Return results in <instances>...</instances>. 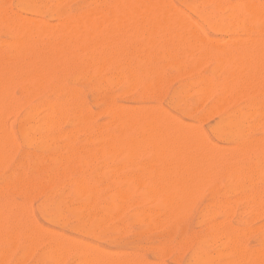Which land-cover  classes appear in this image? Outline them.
<instances>
[{
	"label": "rangeland",
	"instance_id": "obj_1",
	"mask_svg": "<svg viewBox=\"0 0 264 264\" xmlns=\"http://www.w3.org/2000/svg\"><path fill=\"white\" fill-rule=\"evenodd\" d=\"M18 1L19 0H15V3L13 4L14 0L12 2H11V0H0V44H1L0 45V76L2 75L0 78L2 79V77H3V79H4L3 73H5V72H6L5 76L10 75V77H12V78L9 77L10 80L9 79L6 80V77H5L6 83H5V80L4 81L3 80L0 81L1 89L4 88V90L10 84V86L8 87L10 89H6V90H9V91L7 92L5 90V92H4L5 95H7V97L5 95L3 96V94H2L3 90H1L0 93L2 95H0V96L4 97L5 100L8 97H10L9 99H11V100H7V102H5L3 100V98L1 99V97H0V99L3 102L6 103V105H4L5 103L2 104L1 103L2 101L0 100L1 101L0 102L1 105H3V107L2 106L1 107L4 109V112H3L4 119H3V116H1L2 108L0 107V110H1L0 111V116L2 117V119L1 118L0 119L2 120V122L6 123L5 125H3L2 123L0 125L5 126V128L7 126V128L10 131H8V129H6V130L8 131V133L11 132L9 135L12 136V137H10V139L12 138V140L10 141L11 143L7 142V144L11 145V146L8 145L9 150H11V151H8V149H6V147L4 148L6 150L3 149V150L0 151V157L3 158V160H2V158H0V162H1L0 163V168H1L0 169V216L2 215L0 217V221H1L0 222L1 223L0 224V232H1L0 233V254H1L0 255V264H15V263L16 264H72L73 262H74L73 264H84L85 257H87V256H90L92 258L95 257L92 262H90V263L88 262L89 264H105V263L106 264H110V263L111 264H184V263L185 264H188V263L195 264L197 262L194 260V256H195L194 253L195 254L203 253V254L211 257L212 261H213L212 264L213 263L214 264H219L220 262H223V263H220V264H258V262H259V264H264V252L262 253V251H260V250L264 251V231H263V229H264V225H263L264 224V196H263L264 195V176H263L264 175V172H263L264 171V169H263L264 165H263V162H262V164H259V165H263V167L262 166H260V167L256 166L258 164L257 163L258 159H259V163H261V161L264 160L263 158L260 159L261 158L260 155H262V157H264V151H263L264 150V141H263L264 140V114L262 113V115H260V117H259L260 120L257 117V116H259V114H261V112H264L263 111L264 109H262L264 107V81H263L264 77H262V74H261L262 68L264 70V67H262V66H264V62H261L262 57H264V55H263L264 54V51H263L264 47L261 46V47H263V50H261L262 52L260 51L259 54H254V55L250 54L249 55L250 57L253 56V58L251 59V61H253V63L256 62L255 60H253V59H255L254 56L255 55H259V56H257L256 59H257V61L259 60L260 62L258 61L259 68L257 70H256V68H253L254 72H251V77L254 80H256L255 81L256 82L255 86L257 87V90H255L256 87L254 85H252V84H250L248 86V89H247V87L242 86L243 90L245 88V92L243 91L244 94H246L247 90L252 88L253 92L252 91H250V92L253 93L254 95L253 94L250 95L247 92L248 93V95L246 94L247 98L244 97L245 95L242 93L241 87H240V89H239V87H237L236 90L239 89L241 91L242 95L239 92L237 94V91L235 90V88H234V90L232 88L230 90L228 88H224V87L221 86L224 83L223 82L224 79L227 80V81L230 80V79H227V77L229 78L230 71H234L232 68L235 67L236 64L234 63L235 64L234 66H233V64L230 66V64L233 63V61L229 60L231 63L225 65L226 63H228L227 61H224V59L226 58V55L224 56V54L220 53V51L218 53H220V55L224 57V58H222L224 62L221 59L223 64L220 65V67L222 66L223 68L222 67L221 68L218 67L219 64L216 65L217 61H215V60H218L219 57L214 60V58L216 57V56L214 57V55L217 54L216 52L219 49L220 45H224L222 48H225L226 47L225 45H229V44L232 45L233 43H229L228 44V41L231 40L232 42H235V40H240L241 39V38H239L240 35H241L240 37L243 36L245 38L251 36L250 39L248 38L249 40H251L253 35L256 37V35L260 36V34L262 33V35L264 36V29H263L264 22L261 21V22L258 23V21H251L249 19V22H251V23H249L248 20H245V19H247V18H245V17H247V15L242 13L240 18L243 19V17H244L243 20L246 21L245 22V26L248 27V28L245 29V31L243 29L244 27L242 29L238 28V30L235 31L234 33H226L225 31H220L217 27L214 26V23L224 22V21L229 20L232 17V14L236 11V9H237L236 7L238 6V3H239V5L242 3L241 1H243V2L252 1V2H249V3H256V4L260 5V6H261V3H262L261 7L263 9L264 8V0H254V2H253V0H246V1H244V0H238V1L237 0H230L231 4H233V5L230 4L229 0H220V3H221L222 6L221 5H217L216 2H213L211 0H205V1H202V0H195V1L194 0H177V1L176 0H169V1H171V4L173 3L172 5H174L175 7L176 6L178 7V8L176 7L177 11L179 9L180 11H182L181 13H184L183 16L185 14L187 15L186 17L190 19V20L186 19L188 25H189V22L193 20L194 23L197 25L198 29L201 28L200 30H202V31H198L197 29L196 30L199 33L201 32L202 36H203V34H202V32H203L204 33V37H205V35H206V37H208L210 39L213 37L211 39L212 41L214 40V38H216L214 41H218V42H214V43L212 42L214 46H215V43L219 44V46H216V48H218V49L214 48V49H216L215 53H214V49L212 48L213 45L210 44L211 41L209 43L208 42V38H206V37L204 38V37L200 36V34H199V37L195 38V39H197L196 41L194 39H192L191 37L190 38L192 40H194L195 43L198 42V38H203L205 40L207 39V41L204 40L206 42L205 44L207 46L202 42V39H199V41L201 40L200 42H202L204 44V47H206L207 49L203 47V44H200V46H198V44L200 42L198 44H196V45H193V46H192V44L187 45L188 43H190V42H188L189 40L192 41L189 38V36L188 37L187 36H182V37H185V38H184V40L181 38V42L183 40V43H182V45H180V41H178L179 43L177 42V39H179L181 37L179 35L177 36V38H175V35L170 37L169 35H164L163 34L164 35V37H163V36H161L162 35L161 32H158V33L157 32H153V33H155V35L154 34L152 35V33H151V36H152L151 37V36H147V34H145V32L142 33L143 31L141 29L139 30L140 27H138L136 25V23H135L136 27H134L131 30V32L130 31L127 32L126 29L130 30L132 28V25H130V24L125 25V26H128V27H126V29H125V26H123L122 27L123 29H122L121 28L122 25H121V26H119L120 29H121L120 30L121 32L120 31L118 33H115V32L114 33H112V32L110 33L109 32V33L104 34L103 36L94 34V35H88L89 38H87V36L82 38V40L85 41L86 43H88V45L91 44L90 46H95V47H89L90 49H88V48L84 49V47H82V45L77 43L80 46L78 48H80L82 50L81 51V50L77 49L78 45L76 46V42H73V43H71L69 45V47L66 45V50H67V52L69 51L68 53L66 52L65 49H63V51H59L58 52V53L61 52L60 54H58V53L54 54L50 58L51 61H49V62L51 63V66H53L54 68H55L54 65H56V68L54 69V72H53L52 76L48 79L49 81L44 83L45 86H43L41 88H38L39 90L42 89L41 91L38 90L40 93L36 90V88L34 86L35 85L34 82L28 77L30 68L32 67V65H34L33 64L34 63V54H35L34 50H35V48H37L36 46H37L38 40L36 39L37 37L35 38L34 35H32V37L29 39V42L32 43L33 50H28L27 47H26V44H21V45L19 44L20 42H18V41H21V39H23V38L25 39V37H23V35L21 36V32H19V29L17 30V28L19 27L18 26L19 19L23 18L22 21H24L25 20L24 18L26 17V19L29 21L27 23H30L31 22L30 20L35 22L36 17H37L38 19L40 18V20L42 19L41 21H44V20H45L44 22L48 21L50 24H48V23L47 24L51 25L50 26L51 29L54 28V30H55L56 28L54 27V25L56 27L59 26V25H56V24H59V23H57V19L59 21V18L57 16V13L54 11V8L57 7V6L58 7H62L63 9H65V11H66L67 15L70 17L71 21L75 17L76 14H78L80 16L88 15V11L90 9L91 10H90L89 13L93 12V15L91 14V16H94L95 19H97V18L99 19V18H101L99 12L100 13H104V11H107L111 7H109L110 5L108 6L109 0H70V1L69 0H60V1H58V0H41V1L37 0L38 3L44 4L43 5L44 7H43V9H42V11L40 13L39 12L36 13L33 10L29 11L30 9L29 10L27 8L25 9V7L22 5V2H21L22 0L20 2H18ZM164 1L168 2L166 0H164ZM232 1H233V3H232ZM234 1H236V4H234L235 3ZM257 1H258V3H257ZM185 2H186V4H185ZM225 2H226V4H225ZM19 3L22 6L18 7ZM45 3H46V5H45ZM58 3H60V4H58ZM227 3L229 5H231L232 9L229 8V5H227ZM87 4H89L92 7H90ZM189 4H192V6L189 5ZM224 4H225V6H224ZM13 5H15V6H13ZM172 5H170L168 7V8H170V10H172ZM234 5H235V7H233ZM186 6H189V7H186ZM219 6L221 8H217ZM94 8H95V10H93ZM104 8L106 10H104ZM20 9H22L23 11H21ZM45 9H48V11L45 12L46 11ZM230 9L232 10V12H231ZM233 9H235V11H233ZM11 10H14L16 13H18V15L21 14L24 17H20L18 19V17L20 15L19 16H15L16 13H14ZM26 10H27V12H26ZM220 10H221V12H220ZM96 11H98L99 16L96 15L97 14ZM174 11H176V10H174ZM229 11L231 12V15H230ZM95 12H96V14H95ZM179 12H178V14L181 15V13H179ZM174 13H176V12H174ZM209 14H211V15H209ZM226 14H228V16H230V17H228V18L224 17ZM78 15H76V16H78ZM72 16H73V18H72ZM27 17L29 19H30V17H34L35 20L34 19H30L29 20ZM203 17H204V19H203ZM22 23L23 24H27L26 22H22ZM52 24H53V27H52ZM195 24H190L191 28L192 27L195 28L194 26H192V25H195ZM248 24H249V26L251 24V27H250L251 29L249 28ZM258 24H260L262 26H260ZM28 25H30V24H28ZM33 25L34 24H32V26L31 25L30 26L33 28ZM133 26H134V24H133ZM259 27H260V30H258ZM14 28H16V29H14ZM256 28H258L257 29L258 31L256 30ZM54 30H51V33ZM193 30H195V29H193ZM246 30H247V32H246ZM2 31H4V33ZM15 31H18V33H16ZM132 31H134V32H132ZM136 31H138V32H136ZM47 32H48L47 35L43 34L40 37V39H39V41L43 45L46 44L45 47L47 45L53 43V40L57 39V36L54 33H52V35H51V37H52L51 39L52 40L48 39V41H47L46 39L50 38L49 31H47ZM238 33H239V35H238ZM15 34H16V36H15ZM53 34H54V36H53ZM111 34H113L114 37ZM106 35H109L112 38L108 37ZM123 35H124V37H123ZM138 35H140V36H138ZM145 35L147 37H145ZM231 35H233L234 37H236V35H237V38H239V39L233 38L234 40H232V36ZM154 36L157 38V40H156V38ZM227 36L228 37L230 36V38H231V39L229 38L228 41H227ZM254 36H253V40L255 39ZM19 37H20V39H18ZM96 37L97 38L99 37L101 39H97ZM102 37H103V39L105 37V40L110 45V47L108 46L107 43L105 44L106 41H103ZM158 37H159L160 40L158 39ZM161 37H163V38H161ZM172 37H174L173 38V40L175 39L174 41H171ZM218 37H220V39L222 40V41L220 40L221 42L219 41ZM222 37H223V39H222ZM243 37H242V39L246 40ZM13 38H14V40H13ZM34 38H35V40H34ZM110 38L112 39L111 41H109ZM115 38L117 39V41H116ZM168 38H170V39H168ZM224 38H226V39H224ZM15 39L18 40V41H16ZM130 39H132V41ZM151 39L154 41V42L152 41V43H151L152 44L151 45V75L143 77L142 80H139L136 83L135 82L131 83L130 82V78H129L128 75H127V81H126V77L125 78L118 77L117 68L119 67V65L122 64V66L124 65L125 67H129V65H132V63L135 62L134 61V59H135V52L134 51H135L136 47L137 48H139V47L142 48V46L147 44V42H145V40H148V41L150 40L149 42H151ZM248 39L246 41H248ZM87 40H89V42H91V43H89ZM93 40L97 42V43L95 42L94 45L92 44V42L94 43ZM258 40H264V39L262 37V39L258 38ZM3 41H8V43L7 42H3ZM14 41L18 42L17 45H16V43ZM22 41L25 42V41H27V39L22 40ZM100 41L104 42V43H100ZM184 41H186L188 43L186 44ZM194 41H192V43ZM9 42L15 44V46L13 45L14 49H12V51H10L11 49L9 47H11V45H10ZM165 42L168 43V44H166ZM251 42H253V41H251ZM254 42H256V39H255ZM259 42H261V41H259ZM112 43H115V44H112ZM156 43H158V44H156ZM5 44H7V45L9 44V45L7 46ZM97 44L99 45V47L101 45L100 49L98 48L99 51L97 49V47H98ZM121 44H123V45H121ZM173 44H174V49H173ZM175 44H176V48H175ZM209 44L211 45V49L213 51H208V52H213V54H214L213 55V59L211 61L209 60V59L212 58L211 53L208 55L209 58L207 59V53L208 52H206V51L205 52H203V51L200 52L201 48H202L201 50L210 49V45ZM113 45L114 46L116 45V46L114 47ZM178 45H179V47H178ZM208 45H209V47H208ZM20 46H22V47H20ZM102 46H106V47L108 46L107 47L108 50L105 49L106 47H102ZM119 46H124L125 50L120 51V50L116 49V47L118 48ZM127 46L130 48V50H129V48ZM130 46L132 47V49H131ZM183 46H187L189 49L191 48L190 49V53L194 50L193 48H195V50H194L193 53L190 54L189 51H187L189 49L186 48V47H183ZM189 46H192L193 48L189 47ZM182 47L186 48V50L182 49ZM70 48H71V50H70ZM91 48H93V49H91ZM170 48H172V49L170 50ZM196 48H197V50L199 49L197 51V54L199 55V57H198V55H196V52H195ZM228 48L229 47H226V49H228ZM19 49L21 50V52H20ZM72 49H74V50L72 51ZM64 50H65V52H64ZM88 50H90V51H88ZM100 50L103 51L104 53L101 52ZM161 51H162V53H160ZM89 52L90 53L92 52V53L86 55ZM105 52H106L107 55H104ZM128 52H129V54H128ZM187 52L190 54L189 56H188V54H186ZM221 52H223L222 49H221ZM7 53H9L10 55H8ZM74 53H76V54H74ZM163 53L164 54L166 53L167 56L164 55L166 58L163 56ZM194 53H195L196 56L194 55V58H192L191 55H193ZM199 53H201V54H199ZM203 53H206V55L203 54ZM225 53H227V51ZM95 55H97V56L99 55V56L97 57ZM118 55H119V57H118ZM203 55H205L204 60H206L208 63L206 61H205V64L200 62V61H203V59L201 58V57H204ZM210 55H211V57H210ZM260 55H261V57H260ZM61 56H63V58ZM88 56H89V58H88ZM109 56H110V58L108 59ZM186 56H187V58H186ZM73 57H75V58H73ZM167 57H168V59H167ZM172 57H174V58H172ZM27 58H30V59H27ZM200 58H201V60H200ZM230 58L231 57L229 55V59ZM52 59H53V61H52ZM97 59L104 60V63H105L104 65L105 66L103 65L102 66L103 68L101 67V70H99L96 73L94 71V69H93V66H94L93 65L94 64L93 61L97 60ZM219 60H220V58H219ZM262 60L264 61V59H262ZM24 61H25V64H24ZM69 61H72V62H69ZM196 61H199V62H197V64L194 66ZM106 62H108V63H106ZM214 62H215V67L217 66L216 67L217 69L214 68ZM58 63H60V64H58ZM71 65H72V67H71ZM170 65H171V67H170ZM212 65H213V67H212ZM210 66H211V68L216 69L217 72H216V70H214V72H213V70L210 71L209 70ZM237 66H238V69L236 68L234 73L231 74V75H234L236 71L240 72L241 68L239 67V65H237ZM12 67H14V69H9V68H12ZM15 67H16V70L18 71V73L16 72ZM65 67H67V68H65ZM225 67H226V69H225ZM5 68L7 70H5ZM21 68H23V69H21ZM68 68H69V71H68ZM173 68H175V69H173ZM1 69L3 71H1ZM141 69H143V68H141ZM180 69H181V71H180ZM8 70H9V73L7 72ZM13 70H14V72H13ZM178 70H179V74H177ZM188 70L190 72H188ZM226 70H227V72H226ZM255 70H256V72H255ZM263 70H262V73L264 75V71ZM140 71H142V70H140ZM251 71H252V69H251ZM25 72H27L28 74L25 73ZM258 72H259V74H258ZM7 73H8V75H7ZM21 73L23 75L26 74V76L25 75L23 76ZM58 73H60V74H58ZM203 73H205V74H203ZM252 73H253L254 76H252ZM111 74L112 75L115 74V75L111 76ZM215 74H217V75H215ZM225 74H227L228 76L227 75L225 76ZM257 74H258V76H257ZM72 75L73 76L76 75L74 79H73ZM204 75H206V77L208 79L210 78L212 82L214 81V83H213L214 87H215V85H217V87H215V89H214L215 91L211 90V88H214V87H210V88H208L209 89L208 90L207 88L205 89L206 86L204 85V89L205 90H207L208 92L209 91L212 92L211 96L210 95H204L202 93V91L204 92V90H202V88H200L201 86H199L200 82H202V81L205 82L207 80V78H205ZM236 75L238 76V74H236ZM236 75H234V76H236ZM13 76H14V78H13ZM80 76H82V77H80ZM90 76H91V78H90ZM108 76H111V77H108ZM255 76H257V77L254 78ZM24 77L26 79H24ZM112 77L116 78V80L118 82L113 78V80H115L116 83H112V82H114V81L111 80ZM196 77H197V81L199 79L198 82L196 81ZM221 77H226V78L222 79ZM21 78H22V80H21ZM72 80H74V81H72ZM216 80H218V82ZM261 80L263 82H261ZM182 81H185V82H182ZM251 81H252V79H251ZM2 82H4V85H8V86L5 87L4 85H2L3 84ZM153 82L155 83V85H154ZM203 82L200 84V85H202V87H203ZM221 82H222V84H221ZM122 83H124V84L127 83V85L126 84L124 85ZM131 84H133L132 87H130ZM120 85H122V86H120ZM195 85H198V86H195ZM257 85H259V87ZM128 86H129V88H128ZM27 87L29 89H27ZM97 88H99L100 90H98ZM216 88H218V89L216 90ZM121 89H125V90L122 91ZM139 89H140V91H139ZM227 89L229 91H231L234 95L237 94V97L234 96V98H233L234 100H232L233 94L231 96V93H229V91H227ZM28 90H30V92H28ZM34 90L37 91V92H35ZM199 90H202V91L199 92ZM221 90H222V92H219ZM169 91H170V93H169ZM194 91H196V92H194ZM257 91H260V92H257ZM208 92H207V94L210 93V92L209 93ZM218 92L220 94V97H222L220 100H224V101L226 100L224 103H226V104L228 103L227 105L225 104V106H223L224 103H223V101L219 100L220 97L218 96L219 95ZM32 93H34V94H32ZM225 93H227L228 96ZM95 94H97V95H95ZM31 95L33 97H30ZM89 96H91V97H89ZM15 97H16V99H15ZM164 97L167 100L163 99ZM168 97H169V99H168ZM180 97H182V98H180ZM228 97H230L231 99L228 98ZM56 98H63V99H65L66 103L64 104V107H63V113L55 118L54 124L52 125V127H51V129H50V131L48 133V137L52 138L54 140L52 142V145L50 147H48L47 149H43V150L37 149L38 147L35 145V143H36V139L39 136V134H38V132L34 131V126L36 125L35 121H37L36 122L37 124H38L39 120H41V119H42V121H40V122H42V123L44 122V119L41 118V117H43L44 114L46 113L45 112L46 108H45V106L43 107L42 105H43L44 101L45 102L46 101H53ZM170 98H171V100H170ZM216 98H217V100H216ZM17 99L19 101H17ZM23 99H25V100H23ZM177 99H178V101H177ZM237 99H239V100L237 101ZM91 100L93 101V103L91 102ZM252 100H253V103H251ZM175 101H177L176 104H175ZM259 101H260V103H258ZM220 102H221V106L219 105V107H218L220 109V111H219L218 108L216 109V106H218L217 104H220ZM254 102H256L255 104H257V105L262 104L261 106L259 105L260 106L259 110L261 109L260 111L258 110V106L254 104ZM248 103L249 104L251 103V104L249 105V108H246ZM125 104L126 105L128 104V105L126 106ZM131 104L134 107L131 108ZM40 105H41V107H40ZM157 105L159 107L161 105V107L164 110L160 109V108L159 109H155L154 106H156V108H157L158 107ZM251 105H252V107L253 106H255V107L257 106L256 108L253 107L254 108L253 110L257 109L260 113L257 112V111L254 112L252 110ZM33 106H34V109H33ZM152 106H153V108H152ZM27 107H29L28 110H27ZM35 107H38L37 110L35 109ZM191 107H193V108H191ZM224 107H226V108L224 109ZM44 108H45V110H44ZM232 108L234 109L235 113L232 111L233 110ZM242 108H243L244 112H246V113H247V109L252 110L251 112H253V114L255 113L254 116H253L252 113H250V116L248 117L247 114H245L243 112ZM142 109H144L143 112H142ZM145 109H146V111H145ZM229 109H231V110H229ZM32 110H36V111H32ZM139 110H141V112ZM157 110L158 111L161 110L162 114L163 113L165 114V112L167 111L166 114L164 115L165 118H166L168 113L170 115L172 114L171 116H174V118L176 116L177 119L175 118L176 120L175 119L174 120L177 121V123H175V121L173 119L172 120L170 119V115L167 116V117H169V118H167L168 121L170 119V122H168L165 118H162V114L160 112H158V114L161 115V117L159 115V121H161V122H159L158 121V116H155L156 113L154 115V111L157 112ZM210 110H212V112ZM250 110H248V112H250ZM26 111H28L27 112L28 114L26 113ZM29 111H31V112H29ZM43 111L45 112L44 114H43ZM129 112L130 113H134V115L131 118L127 119V121L130 122V123H128L126 120H120V119H118V118H116L114 116L115 113H129ZM147 112L151 113V120H152L151 123H153V124L155 123L156 125H161L160 123H162L161 127L158 126L159 129H161V128L163 129V125H164V131L167 129V131L169 132L168 128L172 129V127L174 125L175 126L178 125V122L184 121V123L187 122L188 125H190V123H191V125H195V128H193V130L194 129L196 130V127H197V131H198V129H200V131H201V128H202V131H203L202 133L203 134L199 133L200 131H198L197 133H199L201 136H205V138H207V141L210 140L211 143L218 145L217 148H220V147L222 148V151H221V148L218 149V151L219 150L221 151V154L217 153V151L215 152V150H212V148H215L216 145H215V147L212 146V148H211L212 153L215 152V153L211 154L213 157L214 156H216V157L219 156V155H216V153L220 154L222 156L223 159L221 158V156H219L221 158V161H220L221 164H220V162L213 163L215 160L219 161V159H220L219 157L217 159H213V157L211 156L212 159H210V157H209L210 153H209L208 157L204 156L205 158L203 156H201V154H199V157L201 156L202 159L204 158L206 160V159L209 158L212 161V162L211 161L209 162L210 164H207L208 166H205V168H207V169H205V168L204 169L208 170L210 174H211V172H212V174L213 173H215V174H213V175L211 174V176H212L211 177L210 174L208 173L207 176H209V177L206 178V180H205L204 178L206 177V175H202V171H200L201 172L200 176L202 175L201 176L202 177V182H204L205 184L204 183H199V185H201L202 187L197 184L198 186L197 185L196 186H197L198 189L195 188V190L192 187V185L195 186L194 183L190 184L191 186L188 185V187H186V188L188 190L190 188L191 192H189L190 190L189 191L187 190L188 192L184 195V197L182 196V197L177 198L179 200L176 199V202L179 201V203L180 202L181 203H180V205L178 203H176L177 206H176L175 210L177 209V207H179V208L182 207V208H181V210L177 209L174 213H172V216H171V214H169L171 217H169L168 214L164 215V212L162 213V209H161V211H158L160 209L159 204H158L159 200L158 199L155 200L154 196H153L154 198L152 199V197H149V196L146 197L147 195L145 196V194H143L142 196L145 197V199H144L141 196V193L143 192V191H141V190H143V188H141V187L135 188L136 191H139V189L141 188L140 191H139L141 193L136 194V195H135V193H133V195L131 194V196H129V198H127L129 200L131 199V197L133 198V200L131 199V202L133 201L131 205L130 204L128 205V201L125 199V202L127 201L126 202V206L128 205L127 207H125V204H124L125 202H123V201L119 202V205L117 204L118 206H116L115 203H117V202L114 203L113 199H111L112 197H110L111 196L110 192H113L112 190H114L119 185V183H120V185L122 184V186H125V182L123 183V181H120L119 178H121V180H123L125 177L126 178L129 177L127 175H132L133 172L135 174V170H138V171H136V173L141 172L142 167L144 165H146L143 162L144 159L146 160L145 163H148L150 161V159L152 161L153 156L151 155L152 158L150 157V154H152V152H151L152 150L148 151V152L146 150H143L141 155H140V153L138 154V151L140 152V149H139V150H137V156H138L139 159L137 158V156L134 153V158H135V156L137 158L136 161L134 159L132 160L133 157L130 158V155H128L129 159H131V160L127 159L128 161L125 160L124 162H122L123 161L122 159L124 157H127V155L125 156V152L123 150H120V151L115 150L116 153H118V154H116L115 151L111 152L109 150L108 152H110V154H108L107 152H105V150H107V147L103 146V141L102 140H104V138L107 139L109 134H110L109 136H111V137L113 135H117L116 133H119L120 130L123 131V132L121 131V134H120L122 138H125L126 136L135 137L137 135V132H138L137 130H139L140 126L143 125L141 122L144 119L140 115H142L143 113H147ZM225 112H227V113H225ZM230 112H232V114H238L239 116H241V115L242 116H244V115L247 116V117L244 116L242 120L240 119L241 121H240V127L239 128L241 130L239 129L238 133L240 134V136L238 135L237 138H236L237 135L234 137V135L232 136L231 134H229L227 132H224L225 130H221L219 132L217 131V133H216V129H213V128H216V126L219 123H221L223 118L226 117V115L229 114ZM152 113H153V116H152ZM207 113L209 115H207ZM212 113H214V114H212ZM243 113H244V115H243ZM37 114L39 116H36ZM40 114H42L43 116L42 115L40 116ZM256 114H258V115H256ZM22 115H23V117H22ZM26 115H30V117L28 116L29 119L27 117H25ZM198 115H199V117H198ZM255 115H256L257 118L255 117ZM242 116L240 118H242ZM17 118H19L20 122L18 121ZM110 118H112V119H110ZM171 118H173V117H171ZM62 119H63V123H61ZM155 119H157V120H155ZM160 119H162V120H160ZM163 119H164V121L166 120V122H168L169 125H171V121H174L173 126L172 125L170 127L166 126V128H165V123L162 122ZM178 119H179V121H178ZM129 120H131V121H129ZM15 121H17V122H15ZM27 121H28V123H27ZM72 121H73V123H72ZM246 121H247V123H246ZM29 122L31 123L32 127H29L30 126ZM242 122H244V123H242ZM257 122H259V123H257ZM168 123H166V124L168 125ZM187 123L184 124V125H187ZM249 123L251 125H249ZM18 124H19V126L21 124V127L19 128V131L16 132L15 131V129H16L15 127L17 126V128H18ZM215 124H216V126H215ZM257 124H259V125H257ZM14 125H15V127H14ZM22 125H26V126H22ZM156 125H154V126L156 128H158ZM184 125L180 123L179 124L180 128H179V126H177L178 133H180L179 131L180 130L182 131L184 129V127H186ZM191 125H190V127L189 126L186 127V130H187V128H189V130H190L191 129ZM182 126H184V127L182 128ZM251 126L253 127L252 129L250 128ZM260 126L261 127L263 126L262 127L263 129ZM24 129L28 131V134H26L27 131H25ZM135 129H137V130H135ZM162 129H161V131H163ZM244 129H246V131H245L246 133L244 132ZM16 130H18V129H16ZM112 130H113V133H112ZM175 130L173 131L174 133H175ZM20 131L23 132V133H21ZM2 132L4 133V131H2ZM183 132H185V131H182V133ZM192 132H194V131H192ZM98 133L100 135L99 137H98ZM104 133H105V137L102 135ZM187 133H188V131H187ZM66 134L67 135L70 134V135H68V136H70V138H68V136L65 137ZM92 134H93V136H92ZM214 134H217V135L214 136ZM9 135H8V137H9ZM53 135H54V137H53ZM180 135H181V133H180ZM85 136H87V137L85 138ZM197 136L199 138V135H197ZM197 136L196 137L192 136V137L193 138L195 137L196 140H197ZM253 136L256 137V138L254 139ZM27 137H29V138L32 137L33 139L32 138L29 139ZM102 137H103V139H102ZM6 138H7V136H6ZM94 138H97V141ZM108 138H110V137H108ZM247 138H249V139H247ZM252 138H253V140L260 139V141L256 140L257 143L259 142L258 143L259 145H258L257 148H255V146H257V145H255V146L253 145L254 146V148H253L252 147V143L250 144L249 141L256 143V141H253ZM98 139L101 140V141H98ZM202 139H203V137H201V141L204 140V139L203 140ZM85 140H87V142ZM188 141L190 142V140H188ZM207 141H204V142L206 143ZM242 141L244 143L245 142L246 143L244 144ZM97 142H98V144H97ZM101 142H102V144H100L101 147H98L99 143H101ZM235 142H237V144ZM247 142H249L248 145H247ZM190 143H192V142H190ZM197 143L194 144V145L197 146L198 145ZM202 144L204 145V143H202ZM230 144H232V145L235 144V145H234V147H231ZM201 145H200V147H201ZM225 145H226V149H225ZM244 145L247 146V147H245ZM13 146H14V148L11 149ZM222 146H224V147H222ZM237 146H239L238 148H240V146L242 148V146H243V150H245V151H246V148H247V154L244 153L242 151V149H241L242 153L246 154L244 156L248 155V150L251 147H252L251 150H253V151H251V152L249 151L250 155H248L247 157L241 156V154H240V155L235 156V159H233L234 156H232V159L229 158V159L226 160V158L231 157V154L234 151H235L234 152L235 155L237 154V151L239 153H241L240 149H238ZM195 147H193V148H195ZM200 147H198V148H200ZM206 147L207 146H205V149H206ZM217 148H215V149L217 150ZM35 149H37L38 152ZM94 149H97V150H94ZM109 149H111V148H109ZM223 149L227 151L226 154H228V153L229 154L231 153V154L230 155L228 154V156H227L225 154V151L223 152ZM229 149H230V151L231 150L232 151L230 152ZM254 149H255V151H254ZM19 150H20V152H19ZM111 150L113 151V149H111ZM201 150H203V148L200 149V151ZM211 150H210V152H211ZM2 151H3L4 154L2 153ZM145 151L147 152L146 155H145V153H143ZM200 151H199V153H200ZM194 152H195V150H194ZM205 152H208V150L207 151L205 150ZM259 152H260V155H258ZM90 153H93V154H90ZM96 153L98 154L99 158H98ZM114 153L117 156H114L115 158L113 160V157H111V156H113L112 154H114ZM197 153H196V155L198 156ZM201 153H203V152H201ZM222 153L224 155H222ZM204 154L205 153H203L202 155H204ZM234 154H232V155H234ZM90 155H91V159H90ZM55 156H57V157H55ZM118 156H120V157H118ZM131 156H133V155L131 154ZM223 156H227V157L224 158ZM257 156L260 157V158H258L257 160L254 159L255 157L257 158ZM92 157H93V159H92ZM236 157L237 158L240 157L239 158L240 160L238 161V159H236ZM241 157L244 160H241ZM56 158H57V160H56ZM54 159H55V161H54ZM140 159H141L142 162L140 161ZM147 159H148V162H147ZM204 159L202 161L199 160V159H197V160H199V162L201 161V164L203 165L202 162L205 161ZM245 159L248 160V161H246ZM107 160H109V161H107ZM188 160H190V159H188ZM222 160H224V161H222ZM79 161H81V163L84 164V165H81V163H79ZM131 161H133V162H131ZM217 161H215V162H217ZM240 161H243V162H240ZM251 161H252V163H251ZM101 162L103 163V166H102ZM130 162H131V164H130ZM138 162H139V165L141 163L140 166L138 165ZM197 162L195 163V166L197 165ZM199 162H198V165L200 164ZM223 162L225 164H222ZM245 162L248 163V164L249 163L253 164V166L251 167V165L249 166V165L246 164L247 166H249V167H247L248 168L247 169V168L244 167L245 166ZM120 163H122V164L124 163L123 165H121L123 167H121L120 165L118 166V164H120ZM128 163L132 167L130 165L128 166ZM115 164H116V168L114 167V169H113V167H111V165L115 166ZM132 164H134V165H132ZM189 164H190V162H189ZM215 164H217V165H215ZM218 164L220 166H222L223 168L220 167ZM191 165L194 166L193 163L190 164V166ZM198 165L196 167L200 168V165L199 166ZM209 165H211L210 168H209ZM230 165L234 169H231ZM48 166L49 167L51 166L52 168L51 167L49 168ZM81 166H82V169H81ZM99 166L101 168H99ZM133 166H135V167L133 168ZM193 166L192 167L187 166V168H186L187 170L186 169L185 170L188 171V167L190 169H192ZM238 166H239L240 169H238ZM254 166L256 168L258 167V169L256 170L254 168ZM108 167H109L110 171H111V169L113 171L109 172V169H106ZM138 167H140L141 170ZM196 167H194V168H196ZM219 167L222 168L224 172H222V169L220 170ZM241 167H244L245 169H247V173H246V171H244L245 169L244 168L242 169ZM250 167L252 168L253 172H254V170H256V172L253 173L252 171H249V170H251ZM194 168H193V170H195ZM227 168L229 169V171L225 170ZM104 169H106V170L104 171ZM116 169H118V170L120 169V170L119 171L117 170L118 171L117 172ZM200 169H203V168H200ZM210 169H212V171H210ZM213 169H215V172H214ZM218 169H219L220 173H223V175L220 174V176H219ZM237 169L241 170V171H239V173H237L238 172ZM114 170H115V172H114ZM128 170H130L131 173ZM230 170H232V171H230ZM190 171L192 172V170H190ZM196 171H197V169H196ZM233 171H234L235 175H236V173L240 175V172H242L243 175L241 174V176H243L244 178L240 177V176L237 177V175H236V178H235L234 177L235 175L234 176L230 175V174L233 173ZM124 172L125 173L128 172V173H126L127 175L126 174L124 175ZM191 172H190V176H191ZM200 172H198V173H200ZM203 172H205V171H203ZM230 172H232V173H230ZM249 172L251 173V175H250ZM262 172H263V174H262ZM194 173H196V172L193 171V174ZM198 173H197V175H198ZM255 173H257V175ZM91 174H93V177H92ZM204 174H206V173H204ZM112 175H116V176L119 175V177L115 178V176L112 177ZM200 176H199V178H200ZM232 176H233V178L236 179V181L233 178H232L233 180L229 179V177H232ZM110 177H111V179H110ZM194 177H195V175H194ZM245 177L248 178V180ZM261 177H263V179ZM44 178H46V179L44 180ZM191 178H193V175H192ZM259 179H262V180H259ZM188 180H189V178H188ZM194 180H197V179L194 178ZM200 180H201V178H200ZM209 180H211V181H209ZM197 181L199 182V180H197ZM81 182L82 183L83 182L86 183L87 187L82 185ZM192 182H193V180H192ZM194 182L196 183V181H194ZM229 182H231V183L228 184ZM187 183L189 184V183H191V181H189ZM187 183H185V185H187ZM74 184L76 186H74ZM77 184H78V189H80V190L77 189ZM128 185H131L129 181L126 182V186H128ZM227 186H229L230 189H227ZM55 187H57V189ZM73 187H75V188H73ZM244 187H245V189H244ZM87 188H89L94 193L93 196H91V197L87 196V194H86ZM191 188L193 189V192H192ZM211 188H212V190H211ZM214 188H216V189H214ZM75 189H77V191ZM196 189H197V192H196ZM213 189H214V192H213ZM50 190H51V192H50ZM216 190H217V192H216ZM229 190H230V192H229ZM258 190L259 191L261 190L263 193L261 191L259 192ZM72 191H73L74 194L72 193ZM79 192H81L82 195ZM61 193H63V194H61ZM217 193H219V194H217ZM252 193H253V195H252ZM255 193H256V195H255ZM259 193H260V195H259ZM188 194H190V195H188ZM211 194H213V195H211ZM134 196H136V197H134ZM191 196L193 198H191ZM206 196H207V198H206ZM248 196H249V199H248ZM259 196L260 197L263 196L262 199ZM137 197L138 198L140 197V198L138 199ZM245 197H247V198H245ZM39 198H40V201H39ZM136 198L138 200H140L141 203L143 202L142 200H144V202H143L144 204L143 203L141 204L140 201H136V200L134 201V199H136ZM251 198H252V200H251ZM146 199L147 200L149 199L150 203H148ZM151 199H152V201H151ZM246 199H247V201L248 200L250 201V204H249V201L248 202L247 201H245V202L243 201V200H246ZM183 200H184V202H183ZM203 200H204V202H203ZM186 201H188V202L186 203ZM138 202H139V204H138ZM254 202L257 205H255ZM120 203L121 204L123 203L124 206L121 207ZM129 203H130V201H129ZM152 203H154V204H152ZM20 204L22 206L24 205L25 207L24 206L21 207L23 209L18 208V207L21 206ZM105 204L106 205H110V208L108 206L105 209L104 208ZM157 204H158V206H157ZM74 205H76V208H75ZM79 206H80V208H79ZM115 206H116V208H115ZM142 206H143V208H142ZM220 206H222V207H220ZM144 207H147V209L144 208ZM148 207H149V210H148ZM154 207H156V209L157 208L158 209L156 210ZM223 207H224V209H223ZM118 208H120V209L118 210ZM143 209H145V210H143ZM150 209L152 211L154 209L157 211V212L154 211V212H156L155 215H154V212H152L153 214L151 213L153 215L152 218H151V215H150V212H151ZM106 210H107V212H105ZM139 210L144 212L143 213V217L145 216V213H146V210H147V213L149 212L148 214H149L151 219H149V216H147L148 218L145 217L143 219L142 213L139 214ZM198 210H199V212H198ZM222 210H224V211L222 212ZM229 210L232 211V212H229ZM1 211H3V212L1 213ZM46 211H47V213H46ZM79 211H82V214ZM135 211H136V213H135ZM210 211H211V213H210ZM58 212H60V213H58ZM74 212H76V213H74ZM197 212L199 214H196ZM159 213H161V214H159ZM75 214H78V215H75ZM130 214H131V216H130ZM224 214H226V215H224ZM55 215H57V216L60 215V216H58L60 218H58L57 216L55 217ZM103 215H104V217H103ZM134 215H136V217ZM140 215L142 217L141 220H140V218H141ZM161 215H163V216H161ZM208 215H210V216H208ZM154 216H155V219H157V217H158V219H157L158 221L155 220V224H153V222H154L153 221V217ZM164 216H165V218H163ZM74 217H76V218H74ZM86 217H88V218L86 219ZM160 218H162V219L159 221ZM163 219H164V222L162 221ZM172 219H174V220H172ZM58 220H60V221H58ZM83 220H84V222H83ZM142 220H144V221L142 222ZM8 221H9V223H8ZM50 221H52V222H50ZM148 221H150V222L152 221V224L150 222L147 223ZM156 221H157V224H156ZM213 221H214V223H213ZM74 222H76V223L73 224ZM145 222H146V225H145ZM58 224H60V225H58ZM99 224H101V225H99ZM147 224H148V226H147ZM214 224H216V225L214 226ZM155 225H156V227H155ZM169 225H171V227ZM203 225H206V227L205 226L203 227ZM225 225H226V227H225ZM92 226H95L94 227L95 229ZM149 226H150L151 229H149ZM153 227H155V228H153ZM215 227H216V229H215ZM240 227H241V230H240ZM86 228H87V230L89 228V231H85ZM232 228H234V230ZM226 229L229 230V231H226ZM242 229H243L244 232H245V230H248V234H247V232L243 233ZM23 230L25 231V233H23L24 232ZM53 230H55V231H53ZM100 230H101V232H100ZM118 230H119V232H118ZM237 230H239V231H237ZM218 231L220 232L221 236H219L220 234H218L219 233ZM26 232H27V234H26ZM209 232L211 234V237H210ZM213 232H214V234H213ZM227 232H228V234H229V232L231 233L230 237L228 236ZM58 233H60V234H58ZM207 233L209 234L210 238L207 237L208 236ZM215 234H216V236H215ZM224 234H227L226 240L224 239L225 236H226ZM243 234L245 235V237L243 236ZM7 235H9V236H7ZM68 235H69V238H68ZM109 235H111V236H109ZM168 235H169V237H168ZM213 235H214V237H213ZM6 236L8 238H6ZM58 236H60V237H58ZM1 237H2V239H1ZM218 237H219V240L218 239L213 240V238L215 239V238H218ZM231 237L232 238L234 237V238L230 239ZM238 237H239V240H238ZM177 238L179 239V241L177 240ZM227 238H229V239H227ZM244 238H245V240H244ZM258 238H260V239H258ZM6 239H7V241H6ZM58 239H60V240H58ZM193 239H194V241H193ZM210 239H211V241H210ZM1 240H3V241H1ZM228 240L230 242L232 241L231 244H230V242ZM83 241L85 243L82 244ZM220 241H221V243H220ZM8 242L9 243L11 242V245ZM58 242H60V243H58ZM200 242H201L202 245L201 244L199 245ZM204 242L205 243L207 242V245L206 244L204 245ZM209 242H211V243L209 244ZM212 242H213V244H212ZM217 242H218V244H217ZM226 242H229V244L226 243ZM56 243H57V247H56ZM69 243L71 244V246H72V244H74V245L71 247V246H69L70 245ZM232 243H233V245H232ZM260 243H261V245H260ZM84 244H85V246H84ZM87 244L88 245L91 244L89 246V249H88V245ZM211 244L213 246H211ZM224 244L227 245V247ZM54 245H55L56 249H55ZM75 245L76 246L79 245L78 246L79 249L81 247H83V248H81L82 250L78 249L80 251V253L78 252L77 249H75L76 247L74 248ZM208 245H210V246H208ZM24 246H26V247H24ZM193 246H195V247H193ZM230 246H231V250L233 249V251L229 250ZM64 247H65V249H64ZM90 247H92V248L90 249ZM93 247H95V248H93ZM163 247H164L165 250L163 249ZM224 247H226V251L227 252L229 251L230 254L226 253ZM51 248H53V249L51 250ZM71 248L73 249V251H72ZM177 248H179V249H177ZM234 248H235V251H234ZM238 248H239V250H238ZM57 249L58 250L62 249V250L58 251ZM97 249H100V250L98 251ZM102 249H104V252H103ZM56 250L58 251V253H56L57 252ZM63 250L66 253L65 254L63 252L64 253L63 254L64 258H62L61 254H60V253H62ZM76 250H77V252H76ZM107 250L108 251L110 250V251L108 252ZM251 250H252V252H256L257 251L256 254L258 253L257 254L258 256L257 255L256 256L258 258L260 257L261 260H259L260 258L256 259V256H254L255 253L252 255L251 254L252 252H250ZM54 251H55L56 255L54 253L53 254L55 256L53 254H50V253H52ZM82 251H84V253H81ZM22 252H25L26 254H24ZM43 252L44 253L47 252V253L44 255ZM164 252H166V254ZM191 252H192V254H191ZM214 252H215V258L213 257L214 256ZM234 252H235V254H234ZM249 252H250V255H249ZM18 253H19V255H18ZM94 253L98 254L97 257L95 256ZM107 253L109 255H107ZM224 253H226V254H224ZM47 254H48V256H46ZM49 254H50V257H49ZM91 254H92V256H91ZM105 254H106V256H105ZM244 254H245V259H241L242 255L244 257ZM246 254H248V255H246ZM17 255H18V257H17ZM23 255H25V257ZM57 255L61 256V258L58 257ZM44 256L47 257V258H44ZM108 256H110V257H108ZM235 256H237V257H235ZM250 256H252V257H250ZM55 257L60 259V260L56 259ZM99 257H101V258H99ZM102 257H103V259H102ZM191 257L193 258V261H192ZM22 258H23V260H22ZM227 258H229V259H227ZM252 258L256 259V261L253 260ZM1 259H2V261H1ZM79 260L82 263H80ZM51 261L52 262L54 261L55 263H52ZM98 261H100V262H98ZM185 261H187V262H185ZM251 261L252 262L255 261V262L252 263ZM199 264H201V263H199Z\"/></svg>",
	"mask_w": 264,
	"mask_h": 264
},
{
	"label": "bare ground",
	"instance_id": "obj_2",
	"mask_svg": "<svg viewBox=\"0 0 264 264\" xmlns=\"http://www.w3.org/2000/svg\"><path fill=\"white\" fill-rule=\"evenodd\" d=\"M13 0H11V2H12ZM21 0H19L18 2H20ZM39 1H41V0H39ZM58 1H60V0H58ZM70 1V0H69ZM166 1H168V2H165L164 0H109V4H108V6L109 7H111V8H109L107 11H104V13H100L99 12V14H100V16H101V18H97V19H95V17L94 16H91V14L93 15V12L92 13H89L90 12V10L88 11V15H82V16H80V15H78V14H76V15H78V16H76L75 15V17L73 18V16H72V21L70 20V17L67 15V13H66V11H65V9H63L62 7H55L54 8V11L57 13V16H58V18H59V21H58V19H57V23H59V24H56V25H59V26H55L54 25V27L56 28L55 30H54V28L53 29H51V25H48V24H50L48 21L47 22H44V21H41L40 20V18L38 19L37 17H36V20L34 19V17H30V19H34L35 20V22L34 21H32V20H30L28 17V19L31 21L30 23H27V22H29L27 19H26V17L24 18L25 20L24 21H22L23 20V18H21V19H19L20 17H24V16H22L21 14H19L18 15V13H16L14 10H11V11H13L14 13H16L15 14V16H19L18 17V19H19V23H18V28H17V30L19 29V32H21V36L23 35V37H25V39H27V41H25V42H23L22 40H25L24 38L23 39H21V41H18V40H16V41H18V42H20L19 44L21 45V44H26V47H27V49L28 50H33V47H32V43H30L29 42V39L32 37V35H34L35 36V38L38 40V42H37V48H35V50H34V52H35V54H34V65H32V67L30 68V71H29V75H28V77L34 82V86H35V88H36V90L38 91L39 89L38 88H41V87H43V86H45V82H47V81H49L48 79L52 76V74H53V72H54V69L56 68V65H54L55 66V68L53 67V66H51V63L49 62V61H51L50 60V58L54 55V54H56V53H58L59 51H63V49H65L66 50V45L69 47V45L71 44V43H73V42H76V46L78 45V44H80V45H82V47H84V49L85 48H88V49H90L89 47H95V46H90V45H88V43H86L85 41H83L82 40V38L83 37H85V36H87V38H89V36L88 35H104V34H106V33H118L121 29H120V27L119 26H121V28L123 27V26H125V25H128V24H130V25H132V28L130 29V30H127L126 29V27H128V26H125V29H126V31L127 32H131V30L134 28V27H136L135 26V23H136V25L138 26V27H140L139 28V30L141 29L143 32L142 33H144L145 32V34H147V36H151V33H152V35L154 34L155 35V33H153V32H161L162 33V35L161 36H163L164 37V35H169L170 37L171 36H173V35H175V38H177V36L179 35V36H181L179 39H177V42L178 41H180V45H182V43H183V40H184V38L185 37H182V36H189V38L191 37L192 39H194L195 41L197 40V39H195V38H197V37H199V34H200V36H202L201 35V32L199 33L198 31H202V30H200L201 28H199L198 29V27H197V25L194 23V21L192 20V21H188L189 22V25L190 24H195V25H192V26H194L195 28H193V29H197L196 31L195 30H193L192 28H191V25L189 26L188 24H187V20L186 19H188V20H190L189 18H187L186 16V14L183 16V14L184 13H181L182 11H180L179 9H178V11H177V9H176V7L174 6V5H172L171 4V1H169V0H166ZM177 1V0H176ZM195 1V0H194ZM202 1H205V0H202ZM211 1H213V2H216V4L217 5H221V3H220V0H211ZM230 1V0H229ZM228 1V2H229ZM238 1V0H237ZM244 1H246V0H244ZM22 2V5L25 7V9L27 8L29 11H31V10H33V11H35L36 13H40L41 11H42V9H43V5L44 4H40V3H38L37 2V0H22L21 1ZM88 2V1H87ZM189 2V1H188ZM235 3L234 4H236V1H234ZM240 2V1H239ZM242 3L239 5V3H238V6L236 7L237 9H236V11H235V9H233V11H235L233 14H232V17L229 19V20H227V21H224V22H217V23H214V26L215 27H217L220 31H225L226 33H234L235 31H237L238 30V28H240V29H242L243 27V29H244V31H245V29H247L248 27H246L245 26V22L246 21H244L243 19H244V17H243V19L242 18H240L241 17V14L243 13V14H246L247 15V17H245V18H247V19H245V20H248V22H249V19L251 20V21H258V23L259 22H261V21H263L264 22V8L262 9V3H261V6L260 5H258V4H256V3H249V2H252V1H247V2H243V1H241ZM253 2H254V0H253ZM2 3V2H1ZM15 3V0H14V2H13V4ZM53 3V2H52ZM195 3V2H194ZM198 3V2H197ZM204 3V2H203ZM202 3V4H203ZM232 3H233V1H232ZM257 3H258V1H257ZM58 4H60V3H58ZM105 4V3H104ZM167 4V5H166ZM185 4H186V2H185ZM199 4V3H198ZM214 4V3H213ZM215 4V5H216ZM225 4H226V2H225ZM225 4H224V6H225ZM230 4H231V1H230ZM260 4V3H259ZM22 5H20V3H19V5H18V7H20V6H22ZM45 5H46V3H45ZM64 5V4H63ZM87 5H89V4H87ZM170 5H172V10H170V8H168ZM182 5V4H181ZM189 5H191L192 6V4H189ZM200 5V4H199ZM204 5V4H203ZM216 5V6H217ZM227 5H229L228 3H227ZM231 5H233V4H231ZM231 5H229V8H231L232 9V7H231ZM13 6H15V5H13ZM17 6V5H16ZM66 6V5H65ZM78 6V5H77ZM90 6V5H89ZM105 6V5H104ZM174 6V7H173ZM184 6V5H183ZM222 6V5H221ZM90 7H92V6H90ZM186 7H189V6H186ZM233 7H235V5L233 6ZM10 8V7H9ZM52 8V7H51ZM66 8V7H65ZM79 8V7H78ZM97 8V7H96ZM175 8V9H174ZM178 8V7H177ZM217 8H221L220 6L219 7H217ZM24 9V10H25ZM70 9V8H69ZM68 9V10H69ZM72 9V8H71ZM75 9V8H74ZM80 9V8H79ZM176 10V11H174V10ZM223 9V8H222ZM230 9V10H231ZM21 11H23L22 9H20ZM46 11L45 12H47L48 11V9H45ZM51 10V9H50ZM67 10V11H68ZM83 10V9H82ZM93 10H95V8L93 9ZM102 10V9H101ZM104 10H106L105 8H104ZM218 10V9H217ZM5 11V10H4ZM10 11V12H11ZM172 11V12H171ZM180 11V12H179ZM204 11V10H203ZM26 12H27V10H26ZM34 12V13H35ZM50 12V11H49ZM53 12V11H52ZM86 12V11H85ZM96 12H97V14H96ZM95 12V14L97 15V16H99V14H98V11H96ZM174 12H176V13H174ZM178 12L179 13H181V15H179L178 14ZM218 12V11H217ZM220 12H221V10H220ZM230 12V11H229ZM231 12H232V10H231ZM231 12H230V15H231ZM13 13V14H14ZM74 13V12H73ZM173 13V14H172ZM83 14V13H82ZM86 14V13H85ZM172 14V15H171ZM193 14V13H192ZM207 14V13H206ZM2 15V14H1ZM175 15V16H174ZM209 15H211V14H209ZM227 15V16H226ZM224 17H230V16H228V14H226ZM52 16V15H51ZM55 16V15H54ZM53 16V17H54ZM219 16V15H218ZM50 17V16H49ZM48 17V18H49ZM218 18V17H217ZM203 19H204V17H203ZM14 20V19H13ZM27 20V21H26ZM216 21V20H215ZM223 21V20H222ZM22 22H26L27 24H23ZM34 24L33 25V28L31 27L32 26V24ZM48 23V24H47ZM249 23H251V22H249ZM253 23V22H252ZM14 24V23H13ZM28 24H30V25H28ZM133 24H134V26H133ZM212 24V23H211ZM257 24V23H256ZM261 24V23H260ZM260 24H258V25H260ZM6 25V24H5ZM111 25V26H110ZM129 25V26H130ZM7 26V25H6ZM13 26V25H12ZM248 26H249V24H248ZM253 26V25H252ZM260 26H262V25H260ZM52 27H53V24H52ZM131 27V26H130ZM137 27V28H138ZM251 27V24H250V26H249V28ZM14 29H16V28H14ZM123 29V28H122ZM251 29V28H250ZM258 28H256V30H257ZM263 29H264V27H263ZM51 30H54V31H52V33H54L56 36H57V39L56 40H53V43H51V44H49V45H47L46 47H45V45H43L40 41H39V39H40V37L43 35V34H45V35H47V31H49V34H50V38H47L46 40L48 41V39L50 40L52 37H51V35H52V33H51ZM137 30V29H136ZM258 30H260V27H259V29ZM257 30V31H258ZM5 31V30H4ZM4 31H2L3 33H4ZM125 31V30H124ZM135 31V30H134ZM134 31H132V32H134ZM243 31V30H242ZM16 33H18V31H15ZM45 32V33H44ZM121 32V31H120ZM136 32H138V31H136ZM246 32H247V30H246ZM156 33V34H157ZM244 33V32H243ZM20 34V33H19ZM54 34H53V36H54ZM124 34V33H123ZM164 34V35H163ZM202 34H203V36L202 37H204V33L202 32ZM247 34V33H246ZM110 35V34H109ZM109 35H106V36H108V37H111V36H109ZM111 35H113V34H111ZM130 35V34H129ZM141 35V34H140ZM140 35H138V36H140ZM160 35V34H159ZM238 35H239V33H238ZM248 35V34H247ZM262 33L260 34V36L258 35H256V37L254 36V38L256 39V42H254L255 41V39L253 40V36H252V38H251V40H249L250 39V37L251 36H249V37H243L244 39H248V41H246V40H243L242 39V37H240L239 36V38H241L240 40H235V42H232L231 40V42L230 41H228L229 40V38H230V36L228 37L227 36V41H228V44L229 43H233L232 45L231 44H229V45H225L226 47H229L228 49H226V47L225 48H222L224 45H220L219 46V44H217V43H215V46L213 45V43L214 42H218V41H214L216 38H214V40L212 41L211 39L213 38H208V37H206V35H205V37L206 38H208V42L210 43V41H211V45H213L212 46V48L214 49V48H216V46H219V49L218 48H216V49H218L217 50V54H213V52H208V51H213L212 49H211V45H210V49H208V50H206L207 48L206 47H204V44L206 43L205 41H207V39L205 40V39H203V38H198V42L197 43H195V41L194 40H192L191 38V40L192 41H194L193 43H192V41H190L189 39V41L188 42H190V43H188V42H186V41H184L187 45H190V44H192V46L193 45H196V44H198L200 41H199V39H202V42L204 43H202V42H200L199 44H198V46H200V44H203V47L204 48H206V49H204V50H201L200 49V52H208L207 53V59L209 58L208 57V55L211 53V55H212V58L211 59H209L210 61L213 59V55H214V60L215 59H217L218 57L220 58V60H219V58H218V60H215V61H217L216 62V65L217 64H219V66L218 67H220V65L221 64H223V62L224 61H227L228 63H226L225 65H227V64H230L231 62L230 61H233V63H231L230 64V66L233 64V66L236 64V66L235 67H233L232 69L235 71L236 70V68L238 69V66L237 65H239V67L241 68V70H240V72H238V71H236L235 72V74L234 75H236V74H238V76L236 75V76H234V75H231V74H233L234 73V71H230V73H229V78L227 77V79H230V80H225L224 78H226V77H221L222 79H224L223 80V84H222V82H221V86L222 87H224V88H228V89H230L231 90V88L234 90V88H235V90H236V88L237 87H239V89H240V87H241V89H242V86H244V87H247V89H248V86L250 85V84H252V85H254L255 86V84H256V80H254L252 77H251V72H254V70H253V68H256V70L259 68V66H258V61H257V56H259V55H255L254 57H255V59H253V60H255L256 62L255 63H253V61H251V59L253 58V56L252 57H250L249 55L250 54H259V52L261 51V50H263V47H264V40H258V38L259 39H262V37H263V39H264V36L262 35ZM15 36H16V34H15ZM20 36V37H21ZM119 36V35H118ZM128 36V35H127ZM144 36V35H143ZM146 35H145V37H147ZM232 36V40H234L233 38H237V35H236V37H234L233 35H231ZM20 37L18 38V39H20ZM113 37H114V35H113ZM123 37H124V35H123ZM122 37V38H123ZM137 37V36H136ZM152 37V36H151ZM155 37V36H154ZM163 37H161V38H163ZM166 37V36H165ZM204 37V38H205ZM226 37V36H225ZM258 37V38H257ZM261 37V38H260ZM15 38V37H14ZM14 38H13V40H14ZM22 38V37H21ZM35 38H34V40H35ZM45 38V37H44ZM55 38V37H54ZM97 38V37H96ZM107 38V37H106ZM112 38V37H111ZM110 38V40L109 41H111L112 39ZM119 38V37H118ZM156 38V37H155ZM173 38L174 37H172L171 38V41H174L173 40ZM181 38L183 39L182 40V42H181ZM239 38H237V39H239ZM79 39V40H78ZM97 39H101V38H97ZM96 39V40H97ZM116 39V38H115ZM121 39V38H120ZM149 39V38H148ZM158 39H159V37H158ZM165 39V38H164ZM168 39H170V38H168ZM218 39H219V41L221 40L220 39V37H218ZM222 39H223V37H222ZM224 39H226V38H224ZM231 39V38H230ZM45 40V39H44ZM43 40V41H44ZM52 40V39H51ZM102 40L103 41H106L105 40V37H104V39H103V37H102ZM131 41H132V39H130ZM156 40H157V38H156ZM160 40V39H159ZM167 40V39H166ZM165 40V41H166ZM205 40V41H204ZM16 41H14L15 43H16V45H17V43L18 42H16ZM33 41V40H32ZM88 42H89V40H87ZM91 41V40H90ZM94 41V40H93ZM116 41H117V39H116ZM122 41V40H121ZM130 41V42H131ZM134 41V40H133ZM150 41V40H149ZM148 40H145V42H147V44H145L144 46H142V48H137L136 47V49H135V59H134V61L135 62H133L132 63V65H129V67H125L124 65L122 66V64H120L119 65V67L117 68V74H118V77H122V78H125L126 77V81H127V75L129 76V78H130V82L131 83H136L137 81H139V80H142L143 79V77H145V76H148V75H151V43H152V39H151V42H149ZM222 41V40H221ZM220 41V42H221ZM250 41V42H249ZM251 41H253V42H251ZM259 41H261V42H259ZM3 42H7L8 43V41H3ZM36 42V41H35ZM95 42L96 41H94V43L92 42V44L94 45L95 44ZM114 42V41H113ZM126 42V41H125ZM136 42V41H135ZM154 42V41H153ZM160 42V41H159ZM167 42V41H166ZM165 42V43H166ZM176 42V43H177ZM207 42V43H208ZM213 42V43H212ZM219 42V43H220ZM10 43V45H11V47H9L10 49V51H12V49H14V47H13V45L15 46V44L14 43H11V42H9ZM78 43V44H77ZM89 43H91V42H89ZM97 43V42H96ZM100 43H104V42H101L100 41ZM107 43V41L105 42V44ZM110 43V42H109ZM118 43V42H117ZM127 43V42H126ZM173 43V42H172ZM175 43V42H174ZM179 43V42H178ZM177 43V44H178ZM3 44V43H2ZM75 44V43H74ZM99 44V43H98ZM97 44V45H98ZM108 44V43H107ZM112 44H115V43H112ZM111 44V45H112ZM138 44V43H137ZM156 44H158V43H156ZM166 44H168V43H166ZM262 44V45H261ZM1 45V44H0ZM5 45H7V44H5ZM9 45V44H8ZM7 45V46H8ZM73 45V44H72ZM96 45V46H97ZM104 45V44H103ZM121 45H123V44H121ZM130 45V44H129ZM206 45V44H205ZM209 45H208V47H209ZM231 45V46H230ZM108 46L110 47V45L108 44ZM107 46V47H108ZM114 46V45H113ZM112 46V47H113ZM116 46V45H115ZM114 46V47H115ZM155 46V45H154ZM171 46V45H170ZM192 46H189V47H192ZM207 46V45H206ZM261 46H263V47H261ZM13 47V48H12ZM18 47V46H17ZM20 47H22V46H20ZM65 47V48H64ZM72 47V46H71ZM78 47H80L79 45L77 46V49H79V50H81L80 48H78ZM100 47H101V45H100ZM100 47H99V45H98V47H97V49L99 48L100 49ZM102 47H106V46H102ZM107 47L105 48V49H107ZM128 47V46H127ZM126 47V48H127ZM131 47V46H130ZM172 47V46H171ZM178 47H179V45H178ZM183 47H186V48H188L187 46H183ZM182 47V49H185L186 50V48H183ZM195 47V46H194ZM202 47V46H201ZM25 48V47H24ZM73 48V47H72ZM129 48V47H128ZM169 48V47H168ZM175 48H176V44H175ZM193 48V47H192ZM91 49H93V48H91ZM95 49V48H94ZM99 49H98V51H99ZM116 49H118V50H120V51H123V50H125L124 49V46H119L118 48L116 47ZM131 49H132V47H131ZM154 49V48H153ZM172 48H170V50H171ZM173 49H174V44H173ZM189 49V48H188ZM191 49V48H190ZM190 49L189 50H187V51H189V53H190ZM194 50H195V48H193ZM216 49H214V53H215V50ZM221 49L223 50V52H221ZM226 49V50H225ZM20 50V49H19ZM27 50V51H28ZM65 50H64V52H65ZM70 50H71V48H70ZM74 49H72V51H73ZM104 50V49H103ZM108 50V49H107ZM129 50H130V48H129ZM194 50L191 52V53H193L194 52ZM199 50V49H198ZM197 48H196V55H198L197 54ZM82 51V50H81ZM80 51V52H81ZM88 51H90V50H88ZM101 51V50H100ZM220 51V53H223L224 54V56L226 55V58L224 59V61H223V59L222 58H224L223 56H221L220 55V53H218ZM227 51V53H225V52ZM264 51V50H263ZM20 52H21V50H20ZM66 52H67V50H66ZM69 52V51H68ZM67 52V53H68ZM85 52V51H84ZM101 52H103V51H101ZM100 52V53H101ZM109 52V51H108ZM111 52V51H110ZM165 52V51H164ZM170 52V51H169ZM179 52V51H178ZM184 52V51H183ZM253 52V53H252ZM262 52V51H261ZM10 53V52H9ZM9 53H7L8 55H10ZM61 53V52H60ZM60 53H58V54H60ZM66 53V54H67ZM79 53V52H78ZM92 53V52H91ZM90 52L89 53H85L86 55H88V54H91ZM104 53V52H103ZM119 53V52H118ZM123 53V52H122ZM160 53H162V51L160 52ZM188 52L186 53V54H188V56L191 54H189ZM29 54V53H28ZM33 54V53H32ZM74 54H76V53H74ZM95 54V53H94ZM124 54V53H123ZM128 54H129V52H128ZM183 54V53H182ZM199 54H201V53H199ZM203 54H205L206 55V53H203ZM222 54V55H223ZM262 54V53H261ZM104 55H107L106 54V52H105V54ZM113 55V54H112ZM111 55V56H112ZM154 55V54H153ZM164 55H166V53L164 54L163 53V56ZM170 55V54H169ZM194 55H195V53L193 54V55H191L192 56V58H194ZM195 55V56H196ZM205 55H203L204 57H201L202 59H203V61H200L201 60V58H200V62L201 63H204L205 64V61L206 60H204V58H205ZM211 55H210V57H211ZM219 55V56H218ZM228 55V56H227ZM229 55H230V59H229ZM264 55V54H263ZM262 55V56H263ZM30 56V55H29ZM58 56V55H57ZM75 56V55H74ZM93 56V55H92ZM95 56H97V55H95ZM99 56V55H98ZM97 56V57H98ZM167 56V55H166ZM56 57V56H55ZM62 58H63V56H61ZM118 57H119V55H118ZM159 57V56H158ZM165 57V56H164ZM198 57H199V55H198ZM260 57H261V55H260ZM54 58V57H53ZM73 58H75V57H73ZM77 58V57H76ZM85 58V57H84ZM88 58H89V56H88ZM95 58V57H94ZM110 58V56L108 57V59ZM116 58V57H115ZM122 58V57H121ZM166 58V57H165ZM172 58H174V57H172ZM186 58H187V56H186ZM5 59V58H4ZM27 59H30V58H27ZM33 59V58H32ZM167 59H168V57H167ZM199 59V58H198ZM221 59H222V61H221ZM233 59V60H232ZM261 59V58H260ZM262 59H264V57H262ZM261 59V62H264L263 60ZM16 60V59H15ZM61 60V59H60ZM107 60V59H106ZM208 60V61H209ZM230 60V61H229ZM29 61V60H28ZM52 61H53V59H52ZM86 61V60H85ZM91 61V60H90ZM191 61V60H190ZM199 61H196V63L194 64V66L197 64V62H199ZM33 62V61H32ZM64 62V61H63ZM69 62H72V61H69ZM80 62V61H79ZM94 62V66H93V69H94V71L97 73L99 70H101V67L105 64L104 63V60H101V59H97V60H94L93 61ZM92 62V63H93ZM126 62V61H125ZM173 62V61H172ZM207 62V61H206ZM220 62V63H219ZM260 62V61H259ZM90 63V62H89ZM106 63H108V62H106ZM189 63V62H188ZM191 63V62H190ZM200 63V64H201ZM208 63V62H207ZM235 63V64H234ZM24 64H25V61H24ZM23 64V65H24ZM58 64H60V63H58ZM57 64V65H58ZM64 64V63H63ZM70 64V63H69ZM74 64V63H73ZM113 64V63H112ZM111 64V65H112ZM164 64V63H163ZM162 64V65H163ZM173 64V63H172ZM19 65V64H18ZM109 65V64H108ZM165 65V64H164ZM199 65V64H198ZM4 66V65H3ZM25 66V65H24ZM105 66V65H104ZM22 67V66H21ZM27 67V66H26ZM25 67V68H26ZM58 67V66H57ZM61 67V66H60ZM71 67H72V65H71ZM170 67H171V65H170ZM173 67V66H172ZM212 67H213V65H212ZM217 67V66H216ZM215 67V62H214V68H216ZM222 67V66H221ZM220 67V68H221ZM262 67H264V66H262ZM7 68V67H6ZM5 68V70H7ZM65 68H67V67H65ZM103 68V67H102ZM141 68H143V69H141ZM177 68V67H176ZM195 68V67H194ZM198 68V67H197ZM214 68H211V66H210V71L211 70H213V72H214V70H216V69H214ZM223 68V67H222ZM229 68V67H228ZM261 68V67H260ZM4 69V68H3ZM9 69H14V67H12V68H9ZM21 69H23V68H21ZM20 69V70H21ZM173 69H175V68H173ZM178 69V68H177ZM182 69V68H181ZM181 69H180V71H181ZM191 69V68H190ZM225 69H226V67H225ZM251 69H252V71H251ZM15 70H16V67H15ZM29 70V69H28ZM83 70V69H82ZM90 70V69H89ZM140 70H142V71H140ZM186 70V69H185ZM223 70V69H222ZM256 70H255V72H256ZM262 70H263V68H262ZM262 70H261V74H262V77H264V75H263V73H262ZM1 71H3L2 69H1ZM27 71V70H26ZM63 71V70H62ZM68 71H69V68H68ZM264 71V70H263ZM8 73H9V70L7 71ZM12 72V71H11ZM13 72H14V70H13ZM16 72L18 73V71L16 70ZM23 72V71H22ZM188 72H190L189 70H188ZM187 72V73H188ZM194 72V71H193ZM216 72H217V70H216ZM215 72V73H216ZM226 72H227V70H226ZM6 73V72H5ZM5 73H3V75H4V79H3V77H2V79L0 78V81L1 80H5V77H6V80H10V78H12V77H10V75H8V73H7V75L8 76H5L6 74ZM16 73V74H17ZM25 73H27V72H25ZM111 73V72H110ZM114 73V72H113ZM186 73V72H185ZM2 74V73H1ZM14 74V73H13ZM12 74V75H13ZM22 74V73H21ZM28 74V73H27ZM58 74H60V73H58ZM177 74H179V70H178V73ZM193 74V73H192ZM191 74V75H192ZM203 74H205V73H203ZM258 74H259V72H258ZM258 74H257V76H258ZM20 75V74H19ZM23 75V74H22ZM25 76H26V74H24ZM23 75V76H24ZM84 75V74H83ZM110 75V74H109ZM115 74H111V76H114ZM214 75V74H213ZM215 75H217V74H215ZM223 75V74H222ZM227 74H225V76H226ZM2 76V75H1ZM0 76V77H1ZM17 76V75H16ZM22 76V77H23ZM54 76V75H53ZM76 76V75H75ZM75 76H73L72 75V77H73V79L75 78ZM111 76H108V77H111ZM181 76V75H180ZM203 76V75H202ZM205 76V78H207L206 77V75H204ZM208 76V75H207ZM212 76V75H211ZM219 76V75H218ZM228 76V75H227ZM252 76H254L253 75V73H252ZM257 76H255L254 78H256ZM8 77V78H7ZM10 77V78H9ZM80 77H82V76H80ZM87 77V76H86ZM117 77V76H116ZM190 77V76H189ZM200 77V76H199ZM198 77V78H199ZM13 78H14V76H13ZM20 78V77H19ZM90 78H91V76H90ZM100 78V77H99ZM113 78L114 77H112V81H114V82H112V83H116L115 82V80H116V78H114L115 80H113ZM202 78V77H201ZM216 78V77H215ZM239 78V79H238ZM259 78V77H258ZM16 79V78H15ZM18 79V78H17ZM24 79H26L25 77H24ZM110 79V78H109ZM120 79V78H119ZM145 79V78H144ZM172 79V78H171ZM195 79V78H194ZM251 79H252V81H251ZM260 79V78H259ZM6 80H5V83H6ZM21 80H22V78H21ZM29 80V79H28ZM110 80V81H111ZM213 80V79H212ZM258 80V79H257ZM72 81H74V80H72ZM100 81V80H99ZM117 81V80H116ZM120 81V80H119ZM194 81V80H193ZM196 81H197V77H196ZM198 81H199V79H198ZM197 81V82H198ZM205 81V80H204ZM217 82H218V80H216ZM215 81V82H216ZM221 81V80H220ZM263 81H264V79H263ZM262 80H261V82H263ZM27 82V81H26ZM32 82V83H33ZM109 82V81H108ZM118 82V81H117ZM129 82V81H128ZM182 82H185V81H182ZM203 82V81H202ZM202 82H200L199 83V86H201L200 88H202V90H204V92L202 91V90H199V92H201L202 91V93L204 94V95H210L211 96V91H207V90H205L206 88L208 89V88H210V87H214L213 86V83H214V81L212 82L211 81V79L209 78H207V80L205 81V82H203V87H202V85H200ZM252 82V83H251ZM3 83V84H2ZM1 84L2 85H4V82H2ZM15 83V82H14ZM111 83V84H112ZM154 83V82H153ZM205 83V84H204ZM242 83V84H241ZM254 83V84H253ZM8 84V83H7ZM104 84V83H103ZM122 84H124V83H122ZM126 85H127V83H125ZM124 84V85H125ZM186 84V83H185ZM263 84V83H262ZM261 84V85H262ZM13 85V84H12ZM129 85V84H128ZM154 85H155V83H154ZM204 85L206 86L205 87V89H204ZM251 85V86H252ZM5 87L6 86H8V85H4ZM9 86H10V84H9ZM8 86V87H9ZM70 86V85H69ZM120 86H122V85H120ZM119 86V87H120ZM133 86V84H131V86L130 87H132ZM183 86V85H182ZM187 86V85H186ZM195 86H198V85H195ZM219 86V85H218ZM258 87H259V85H257ZM8 87H6L5 88V90L6 89H10V88H8ZM26 87V86H25ZM33 87V86H32ZM31 87V88H32ZM48 87V86H47ZM174 87V86H173ZM172 87V88H173ZM181 87V86H180ZM215 87H217V85H215ZM215 87L214 88H211V90H214L215 89ZM256 87V86H255ZM261 87V86H260ZM21 88V87H20ZM34 88V87H33ZM95 88V87H94ZM128 88H129V86H128ZM175 88V87H174ZM195 88V87H194ZM197 88V87H196ZM199 88V89H200ZM251 88V87H250ZM262 88V87H261ZM27 89H29L28 87H27ZM66 89V88H65ZM98 90H100L99 88H97ZM126 89V88H125ZM125 89H121L122 91L123 90H125ZM184 89V88H183ZM198 89V88H197ZM218 88H216V90H217ZM227 89V91H229ZM236 90L237 91V94H238V92L239 93H241V91L240 90ZM260 89V88H259ZM1 90H3L2 91V94H3V96L5 95V90H4V88L3 89H1V85H0V92H1ZM33 90V89H32ZM42 90V89H41ZM41 90H39V91H41ZM127 90V89H126ZM171 90V89H170ZM209 90V89H208ZM232 90V91H233ZM255 90H257V87H256V89ZM7 92L9 91V90H6ZM24 91V90H23ZM35 91V90H34ZM37 91H35V92H37ZM38 91V92H39ZM139 91H140V89H139ZM181 91V90H180ZM209 93V94H207V92ZM215 91V90H214ZM224 91V90H223ZM243 91L245 92V88H244V90L242 89V93H243ZM250 91H252V88L251 89H249V90H247V92L251 95V94H253V93H251ZM28 92H30V90H28ZM33 92V91H32ZM34 92V93H35ZM100 92V91H99ZM125 92V91H124ZM194 92H196V91H194ZM206 92V93H205ZM219 92H222V90L221 91H219ZM219 92H218V94H219ZM235 92V91H234ZM246 92V94L248 95V93ZM253 92V91H252ZM257 92H260V91H257ZM34 93H32V94H34ZM40 93V92H39ZM169 93H170V91H169ZM224 93V92H223ZM228 93V92H227ZM227 93H225V94H227ZM229 93H231V96H232V92L231 91H229ZM228 93V94H229ZM242 93H241V95H242ZM1 93H0V95H2ZM28 94V93H27ZM89 94V93H88ZM122 94V93H121ZM183 94V93H182ZM186 94V93H185ZM217 94V95H218ZM222 94V93H221ZM228 94H227V96H228ZM237 94L236 95H234L233 94V96H232V100H234L233 98H234V96L235 97H237ZM244 94V93H243ZM246 94H244L245 96L244 97H246ZM259 94V93H258ZM95 95H97V94H95ZM143 95V94H142ZM184 95V94H183ZM216 95V96H217ZM254 95V94H253ZM6 97H7V95H5ZM186 96V95H185ZM184 96V97H185ZM219 97H220V94L218 95ZM226 96V95H225ZM224 96V97H225ZM239 96V95H238ZM1 97V99L3 98V100L5 101V102H7V100H11V99H9L10 97H8V98H6V100L4 99V97H2V96H0ZM26 97V96H25ZM28 97V96H27ZM30 97H33L32 95L30 96ZM67 97V96H66ZM89 97H91V96H89ZM96 97V96H95ZM214 97V96H213ZM243 97V96H242ZM243 97V98H244ZM88 98V97H87ZM180 98H182V97H180ZM179 98V99H180ZM218 98V97H217ZM217 98H216V100H217ZM222 97H220L219 98V100L221 99ZM228 98H230V97H228ZM247 98V97H246ZM245 98V99H246ZM0 99V100H1ZM15 99H16V97H15ZM19 99V98H18ZM17 99V101H19ZM27 99V98H26ZM78 99V98H77ZM163 99H165V97L163 98ZM168 99H169V97H168ZM224 99V98H223ZM226 99V98H225ZM231 99V98H230ZM252 99V98H251ZM13 100V99H12ZM23 100H25V99H23ZM89 100V99H88ZM165 100H167V99H165ZM170 100H171V98H170ZM231 100V101H232ZM236 100V99H235ZM239 99H237V101H238ZM248 100V99H247ZM2 101V100H1ZM0 101V102H1ZM16 101V100H15ZM95 101V100H94ZM116 101V100H115ZM163 101V100H162ZM177 101H178V99H177ZM177 101H175V104H176V102ZM220 101H223V103L226 101H224V100H220ZM250 101V100H249ZM5 102H1L2 104H4ZM91 102L93 103V101L91 100ZM214 102V101H213ZM219 102V101H218ZM229 102V101H228ZM236 102V101H235ZM1 103H0V107L2 106L3 107V105H1ZM21 103V102H20ZM42 103V102H41ZM66 102H65V99H63V98H56L55 100H53V101H44V103H43V107L45 106V108H46V113L43 111V114H44V116L42 115V114H40V116L42 115L43 117H41V118H43L44 119V122L42 123V122H40V121H42V119L41 120H39V122H38V124L36 123L37 121H35V126H34V131H36V132H38V134H39V136L37 137V139H36V143H35V145L38 147L37 149H41V150H43V149H47L48 147H50L51 145H52V142H53V140L54 139H52V138H49L48 137V133H49V131H50V129H51V127H52V125L54 124V120H55V118L56 117H58L59 115H61L62 113H63V107H64V104H65ZM95 103V102H94ZM234 103V102H233ZM243 103V102H242ZM246 103V102H245ZM244 103V104H245ZM251 103H253V100L251 101ZM250 103V104H251ZM256 102H254V104H255ZM258 103H260V101L258 102ZM33 104V103H32ZM115 104V103H114ZM214 104V103H213ZM212 104V105H213ZM217 104V103H216ZM225 104L226 103H224V105L223 106H225ZM228 104V103H227ZM226 104V105H227ZM232 104V103H231ZM247 104V103H246ZM249 103H248V105L246 106V108H249V105H250ZM4 105H6V103L4 104ZM118 105V104H117ZM126 105V104H125ZM128 105V104H127ZM126 105V106H127ZM134 105V104H133ZM173 105V104H172ZM218 106H216V109L219 107V105L221 106V102H220V104H217ZM241 105V104H240ZM243 105V104H242ZM255 105H257V104H255ZM260 106L262 105V104H259ZM259 105H257L258 106V110H259ZM22 106V105H21ZM151 106V105H150ZM158 106V105H157ZM256 106V107H257ZM1 107V108H2ZM31 107V106H30ZM40 107H41V105H40ZM132 107H134V106H132V104H131V108ZM144 107V106H143ZM147 107V106H146ZM155 107V109H163L162 107H161V105H160V107L158 106L157 108H156V106H154ZM211 107V106H210ZM215 107V106H214ZM244 107V106H243ZM251 107H252V105H251ZM253 107H255V106H253ZM252 107V110L254 109ZM255 107V108H256ZM28 108L29 107H27V110H28ZM32 108V107H31ZM37 108L38 107H35V109L37 110ZM45 108H44V110H45ZM92 108V107H91ZM125 108V107H124ZM152 108H153V106H152ZM191 108H193V107H191ZM196 108V107H195ZM194 108V109H195ZM226 107H224V109H225ZM234 108V107H233ZM232 108V109H233ZM33 109H34V106H33ZM140 109V108H139ZM147 109V108H146ZM146 109H145V111H146ZM154 109V110H155ZM222 109V108H221ZM262 109H264V107L262 108ZM26 110V109H25ZM24 110V111H25ZM30 110V109H29ZM36 110H32V111H36ZM73 110V109H72ZM137 110V109H136ZM143 110L144 109H142V112H143ZM153 110V109H152ZM164 110V109H163ZM162 110V111H163ZM197 110V109H196ZM218 110L220 111V109L218 108ZM229 110H231V109H229ZM242 110H243V108H242ZM248 110H250V109H247V113L246 112H244V110H243V112L245 113V114H247V116L249 117L250 116V113H252L253 114V112H251L252 110H250V112H248ZM257 109L256 110H253L254 112L255 111H257V112H259ZM1 111V110H0ZM39 111V110H38ZM109 111V110H108ZM140 112H141V110H139ZM166 111V110H165ZM194 111V110H193ZM192 111V112H193ZM211 112H212V110H210ZM218 111V112H219ZM224 111V110H223ZM233 112H234V109L232 110ZM241 111V110H240ZM246 111V110H245ZM264 111V110H263ZM3 112H4V109L2 108V111H1V116H3V119H4V115H3ZM28 111H26V113H27ZM29 112H31V111H29ZM158 112H160L161 114H162V112H161V110H157V112L156 111H154V115H155V113H156V115L155 116H158V121H159V115L160 114H158ZM167 112V111H166ZM166 112H165V114H166ZM190 112V111H189ZM238 112V111H237ZM25 113V114H26ZM33 113V112H32ZM40 113V112H39ZM75 113V112H74ZM139 113V112H138ZM191 113V112H190ZM215 113V112H214ZM214 113H212V114H214ZM225 113H227V112H225ZM235 113V112H234ZM239 113V112H238ZM244 113H243V115H244ZM260 113V112H259ZM258 113V114H259ZM262 113L264 114V112H261V114H259V116H257L258 117V119H259V117H260V115H262ZM28 114V113H27ZM31 114V113H30ZM77 114V113H76ZM141 114V113H140ZM164 113L162 114V118H165V115ZM189 114V113H188ZM211 114V113H210ZM249 114V115H248ZM251 114V115H252ZM255 114V113H254ZM254 114H253V116H254ZM258 114H256V115H258ZM32 115V114H31ZM94 115V114H93ZM92 115V116H93ZM134 115V113H115V117L116 118H118V119H120V120H126L127 121V119H129V118H131L132 116ZM168 115H170L169 113L167 114V116ZM172 115V114H171ZM170 115V119L172 120H174L175 118H176V116H175V118H174V116H171ZM207 115H209L208 113H207ZM256 115H255V117H256ZM0 116V118L2 119V117ZM30 117V115H26L25 117H27L28 119H29V117ZM36 116H39L38 114L36 115ZM95 116V115H94ZM138 116V115H137ZM140 116H142V118L144 119L141 123L143 124V125H141L140 126V128H139V130H137V129H135V130H137L138 132H137V135L135 136V137H130V136H126L125 138H122L121 137V131L122 130H120V132L119 133H116L117 135H113L112 137L111 136H109L108 135V137H110V138H108L107 136V139H105L104 138V140H102L103 141V146H105V147H107V150H105V152H107L108 154H110V152H108L109 150L111 151V152H114L115 150H118V151H120V150H123L124 152H125V156L127 155V157H128V155H130V158H132V160L134 159L135 161L137 160V158H138V156H137V150H139L140 149V152L138 151V154L140 153V155H141V153H142V151L143 150H146L147 152L148 151H151L152 152V154H150V157H151V155L153 156V158H152V161H151V159H150V161L148 162V159H147V162L148 163H145L146 162V160L144 159V164H146V165H142L141 167H142V170H141V168L140 167H138V168H140V170H141V172H138V173H136V171H138V170H135V174H134V172L132 173V175H127L126 173H128V172H124V175L126 174L127 176H129V177H125L123 180H121V178H119V180L120 181H123V183L125 182V186H122V184L120 185V183H119V185L114 189V190H112L113 192H110V194H111V196L110 197H112L111 199H113V202L115 203V202H117V203H115V205L116 206H118L119 205V202H121V201H123V202H125V199L128 201V205L130 204H132V202H131V199L133 200V198L131 197V199L129 200V199H127V198H129V196H131V194L133 195V193H135V195L136 194H139V193H141V192H139L140 191V189L141 188H143V190H141V191H143L142 193H141V196L143 195V194H145V196L146 197H152V199L154 198L155 200L156 199H158L159 200V207H160V209L158 210V211H161V209H162V213L164 212V215L165 214H168V216L169 217H171L172 216V213H174L177 209H180L181 210V208H179V207H177V209L175 210V208H176V206H177V204L176 203H178L179 205H180V203H179V201H177L176 202V199L177 198H179V197H184V195L190 190V188H189V190L186 188V187H188V185L189 186H191L190 184H192V183H194V185L195 186H193L192 185V187H193V189L195 190V188H197V186L199 185V183H204V182H202V175H206V177L204 178L205 180H206V178H208L209 176H207V174L209 173V171L208 170H205V169H207V168H205V166H208L207 164H210L209 162L211 161L210 159H212L211 158V154H213V153H215L216 151H217V153H220L221 154V151H222V148H221V151L219 152L218 151V149H220V148H217V146L218 145H216V144H213V143H211V141L209 142V141H207V138H205V136H201L199 133H202L203 131H202V128H201V131H200V129H198V131H200L199 133H197L198 131H197V127H196V130L194 129L193 130V128H195V125H191V123H190V125H191V131L189 130V128H187V130H186V127H190V125H188V123L187 122H185L184 123V121H181V122H178V125L177 126H179V124L181 123V124H186L187 123V125H184V126H186V127H184V126H182V128L184 127V129L182 130V131H185V132H183L182 133V131L180 130L179 132L181 133V135H180V133H178V130H177V126H173V123H174V121L177 119H175L174 121H171V125L173 126L172 127V129L171 128H168L169 129V132L167 131V129L164 131V125H163V131H161V129H159V127H161V125H162V123H160L161 125H156L155 123L153 124V123H151L152 122V120H151V113H143L142 115H140ZM152 116H153V113H152ZM166 116V120L168 121V119L167 118H169V117H167ZM211 116V115H210ZM223 116V115H222ZM242 116V115H241ZM241 116H239L238 114H232V112H230L229 114H227L226 115V117H224L223 118V120L221 121V123H219L217 126H216V124H215V126H216V128H213V129H216V133H217V131L219 132V131H221V130H225L224 132H227V133H229V134H231L232 136L234 135V137L236 136V138L238 137V135L240 136V134L238 133V131H239V127H240V121L243 119V117L245 116V117H247L246 115H244V116H242V118H240ZM21 117V116H20ZM22 117H23V115H22ZM21 117V118H22ZM34 117V116H33ZM74 117V116H73ZM160 117H161V115H160ZM171 117H173V118H171ZM192 117V116H191ZM194 117V116H193ZM198 117H199V115H198ZM256 117V118H257ZM35 118V117H34ZM40 118V117H39ZM135 118V117H134ZM201 118V117H200ZM199 118V119H200ZM0 119V120H1ZM18 119V121H19V118H17ZM26 119V118H25ZM33 119V118H32ZM77 119V118H76ZM110 119H112V118H110ZM139 119V118H138ZM153 119V118H152ZM170 119H169V121L168 122H170ZM198 119V118H197ZM241 119V120H240ZM245 119V118H244ZM247 119V118H246ZM257 119V120H258ZM83 120V119H82ZM115 120V119H114ZM132 120V119H131ZM131 120H129V121H131ZM155 120H157V119H155ZM160 120H162V119H160ZM166 120L164 121V119H163V123H165V128H166V126H168V127H170L171 125H169V123L168 122H166ZM260 120V119H259ZM33 121V120H32ZM57 121V120H56ZM62 122L61 123H63V119L61 120ZM68 121V120H67ZM157 121V122H158ZM178 121H179V119H178ZM245 121V120H244ZM15 122H17V121H15ZM14 122V123H15ZM20 122V121H19ZM31 122V121H30ZM29 122V123H30ZM71 122V121H70ZM114 122V121H113ZM112 122V123H113ZM120 122V121H119ZM124 122V121H123ZM128 122V121H127ZM155 122V121H154ZM159 122H161V121H159ZM3 124V125H5L6 123L5 122H2V120L0 121V124ZM27 123H28V121H27ZM33 123V122H32ZM67 123V122H66ZM72 123H73V121H72ZM109 123V122H108ZM111 123V122H110ZM128 123H130V122H128ZM166 123H168V125L166 124ZM175 123H177V121H175ZM242 123H244V122H242ZM246 123H247V121H246ZM257 123H259V122H257ZM69 124V123H68ZM125 124V123H124ZM139 124V123H138ZM255 124V123H254ZM262 124V123H261ZM17 125V124H16ZM33 125V124H32ZM110 125V124H109ZM112 125V124H111ZM130 125V124H129ZM154 125H156L158 128H156ZM249 125H251L250 123H249ZM253 125V124H252ZM257 125H259V124H257ZM22 126H26V125H22ZM125 126V125H124ZM194 126V127H193ZM255 126V125H254ZM14 127H15V125H14ZM21 127V124H20V126H19V124H18V128H17V126L15 127L16 129H18V130H16L15 129V131L17 132V131H19V128ZM29 127H32L31 126V123H30V126ZM176 127V128H175ZM201 127V126H200ZM199 127V128H200ZM261 127V126H260ZM263 127V126H262ZM261 127V128H262ZM100 128V127H99ZM129 128V127H128ZM179 128H180V126H179ZM178 128V129H179ZM181 128V129H182ZM251 129L253 128L252 126L250 127ZM6 129H8L7 128V126H6V128H5V126H2V125H0V151L1 150H3L5 147H6V149H8V151H11V150H9V147H8V145H10V144H7V142L8 143H11L10 141L12 140V138L10 139V137H12V136H10L9 134L11 133V132H9L8 133V131H10L9 129H8V131L6 130ZM97 129V128H96ZM172 131H171V130ZM176 129V130H175ZM211 129V128H210ZM212 129V130H213ZM247 129V128H246ZM246 129H244V132L246 131ZM250 129V130H251ZM263 129V128H262ZM25 130V129H24ZM29 130V129H28ZM98 130V129H97ZM175 130V133L173 132ZM241 130V129H240ZM2 131H4V133L2 132ZM23 131V130H22ZM25 131H27V130H25ZM30 131V130H29ZM118 131V130H117ZM171 131V132H170ZM187 131H188V133H187ZM192 131H194V132H192ZM196 131V132H195ZM215 131V130H214ZM243 131V130H242ZM252 131V130H251ZM21 132V131H20ZM86 132V131H85ZM98 132V131H97ZM96 132V133H97ZM123 132V131H122ZM136 132V131H135ZM8 133V134H7ZM21 133H23V132H21ZM55 133V132H54ZM68 133V132H67ZM90 133V132H89ZM112 133H113V130H112ZM246 133V132H245ZM6 134V135H5ZM26 134H28V131H27V133ZM81 134V133H80ZM125 134V133H124ZM185 134V135H184ZM192 134V135H191ZM203 134V133H202ZM244 134V133H243ZM8 135H9V137H8ZM19 135V134H18ZM22 135V134H21ZM20 135V136H21ZM62 135V134H61ZM68 135H70V134H68ZM67 134L65 135V137L66 136H68ZM104 137H105V133L104 134H102ZM107 135V134H106ZM191 137H190V136ZM197 135H199V138H198V136ZM215 135H217V134H214V136ZM6 136H7V138H6ZM23 136V135H22ZM34 136V135H33ZM57 136V135H56ZM92 136H93V134H92ZM100 135H99V133H98V137H99ZM132 136V135H131ZM192 136H197V140H196V138L194 137H192ZM203 137V141H201V137ZM242 136V135H241ZM255 136V135H254ZM253 136V138L255 139L256 137H254ZM19 137V136H18ZM53 137H54V135H53ZM87 136H85V138H86ZM97 137V136H96ZM97 137V138H98ZM225 137V136H224ZM251 137V136H250ZM6 138V139H5ZM25 138V137H24ZM23 138V139H24ZM27 138H29V137H27ZM32 137H30L29 139H31ZM68 138H70V136H68ZM97 138H94L96 141H97ZM193 140H192V139ZM223 138V137H222ZM253 138H252V140H253ZM10 139V140H9ZM20 139V138H19ZM33 139V138H32ZM93 139V140H94ZM100 139V138H99ZM98 139V141H101V140H99ZM102 139H103V137H102ZM247 139H249V138H247ZM246 139V140H247ZM69 140V139H68ZM88 140V139H87ZM87 140H85L86 142H87ZM90 140V139H89ZM188 140H190V142H192V143H190ZM200 140V141H199ZM234 140V139H233ZM251 140V139H250ZM257 141L259 140L260 141V139H256ZM256 140H253V141H256ZM28 141V140H27ZM195 143H194V142ZM199 141V142H198ZM204 141H207L206 143L204 142ZM257 141H256V143H257ZM264 141V140H263ZM198 142V143H197ZM204 143V145L202 144V143ZM209 142V143H208ZM243 142V141H242ZM241 142V143H242ZM250 142V144L252 143V147L254 148V146L255 145H257V146H255V148H257L258 147V143L256 144L255 142H251V141H249ZM249 142H247V145L249 144ZM13 143V142H12ZM15 143V142H14ZM24 143V142H23ZM31 143V142H30ZM62 143V142H61ZM198 144L197 146L196 145H194V144ZM236 144H237V142H235ZM244 143V142H243ZM246 143V142H245ZM244 143V144H245ZM97 144H98V142H97ZM100 144H102V142L101 143H99V145H98V147H101L100 146ZM190 144V145H189ZM201 145V147H200V145ZM263 144V143H262ZM7 145V146H6ZM34 145V146H35ZM210 145V146H209ZM215 145H216V147H215ZM224 145V144H223ZM231 145V147H234V145H232V144H230ZM229 145V146H230ZM239 145V144H238ZM242 145V144H241ZM254 145V146H253ZM11 146V145H10ZM64 146V145H63ZM91 146V145H90ZM192 146V147H191ZM197 148H196V147ZM205 146H207L206 147V149H205ZM212 146H214L215 148H217V150L215 149V148H212ZM245 146V145H244ZM32 147V146H31ZM65 147V146H64ZM96 147V146H95ZM193 147H195V148H193ZM198 147H200V148H198ZM222 147H224V146H222ZM239 146H237V148H238ZM245 147H247V146H245ZM251 147V148H252ZM14 148V146L11 148V149H13ZM22 148V147H21ZM61 148V147H60ZM89 148V147H88ZM109 148H111V149H113V151L111 150V149H109ZM203 148V150H201L200 151V149H202ZM211 148H212V150H215V152H213L212 153V150H211ZM236 148V147H235ZM236 148V149H237ZM250 148V147H249ZM251 148L248 150V155H250V153H249V151L251 152V151H253V150H251ZM6 149H4V150H6ZM24 149V148H23ZM37 149H35V150H37ZM142 149V150H141ZM195 150V152L198 154V156L196 155V153L194 152V150ZM199 149V150H198ZM225 149H226V145H225ZM238 149H240V151H241V149H242V151L244 152V153H246L247 154V148H246V151L245 150H243V146H242V148H241V146H240V148H238ZM261 149V148H260ZM259 149V150H260ZM55 150V149H54ZM67 150V149H66ZM94 150H97V149H94ZM205 150L207 151L208 150V152H205ZM210 150H211V152H210ZM257 150V149H256ZM258 150V151H259ZM143 152V153H145V155L147 154V152ZM199 151H200V153H199ZM225 151V154H226V150H224L223 149V152ZM229 151H230V149H229ZM232 151V150H231ZM230 151V152H231ZM234 151V150H233ZM237 151V150H236ZM242 151H241V153H239L238 151H237V154L235 155L234 154V152H232V154H234V155H232L231 153V157H228V158H226L227 156H228V154H226L227 156H223L224 158H226V160L227 159H229V158H231L232 159V156H234V158L233 159H235V156H237V155H240L241 154V156H244V155H246V154H243L242 153ZM254 151H255V149H254ZM264 151V150H263ZM19 152H20V150H19ZM36 152V151H35ZM37 152H38V150H37ZM91 152V151H90ZM150 152V153H151ZM201 152H203V153H205L204 155H202L203 153H201ZM257 152V151H256ZM2 153H3V151H2ZM24 153V152H23ZM53 153V152H52ZM115 153H116V151H115ZM115 153L114 154H112L113 156H111V157H113V160H114V156H117V155H115ZM122 153V152H121ZM134 153H135V155L137 156V158H136V156H135V158H134ZM208 153V154H207ZM209 153H210V155H209ZM216 153V155H219V156H221L220 154H217ZM253 153V152H252ZM263 153V152H262ZM4 154V153H3ZM70 154V153H69ZM90 154H93V153H90ZM97 154V153H96ZM116 154H118V153H116ZM131 154L133 155V156H131ZM199 154H201V156H206V157H208V155H209V157H210V159L208 158V159H204L205 161L204 162H202L203 163V165L201 164V161L203 160L202 158H201V156L199 157ZM229 154V155H230ZM9 155V154H8ZM13 155V154H12ZM100 155V154H99ZM139 155V156H140ZM144 155V154H143ZM222 155H224L223 153H222ZM247 155V156H248ZM258 155H260V152H259V154ZM3 156V155H2ZM6 156V155H5ZM43 156V155H42ZM53 156V155H52ZM97 156H98V154H97ZM219 156H212L213 157V159H217ZM247 156H244V157H247ZM253 156V155H252ZM55 157H57V156H55ZM118 157H120V156H118ZM127 157H124L121 161L122 162H124L125 160L126 161H128V160H131V159H129V157L127 158ZM142 157V156H141ZM261 157V158H260ZM260 157H258L257 156V158L255 157L254 159H258V158H260V159H264V157H262V155H260ZM0 158H2V157H0ZM54 158V157H53ZM98 158H99V156H98ZM109 158V157H108ZM148 158V157H147ZM220 158V157H219ZM221 158H222V156H221ZM221 158L219 159V161H217V160H215V161H217V162H215L214 160V162L213 163H218V162H220L221 161ZM240 157H236V159H238V161L240 160L239 159ZM252 158V157H251ZM6 159V158H5ZM43 159V158H42ZM89 159V158H88ZM90 159H91V155H90ZM92 159H93V157H92ZM128 159V160H127ZM139 159V158H138ZM188 159H190V160H188ZM197 159H199V160H201L200 162H199V160H197ZM223 159V158H222ZM2 160H3V158H2ZM7 160V159H6ZM34 160V159H33ZM44 160V159H43ZM46 160V159H45ZM56 160H57V158H56ZM62 160V159H61ZM209 160V161H208ZM225 160V161H226ZM241 160H244L242 157H241ZM246 160V159H245ZM25 161V160H24ZM32 161V160H31ZM54 161H55V159H54ZM88 161V160H87ZM107 161H109V160H107ZM140 161H141V159H140ZM139 161V162H140ZM192 161V162H191ZM201 164H199L200 165V168H203V169H200V168H197L196 166L198 165V162ZM222 161H224V160H222ZM231 161V160H230ZM246 161H248V160H246ZM93 162V161H92ZM103 162V161H102ZM101 162V163H102ZM118 162V161H117ZM131 162H133V161H131ZM131 162H130V164H131ZM139 162H138V165H139ZM142 162V161H141ZM189 162H190V164H194V166L193 165H191L190 166V164H189ZM197 162V165L195 166V163ZM208 162V163H207ZM212 162V161H211ZM240 162H243V161H240ZM262 162H263V165H264V160H262L261 161V163H259V159L257 160V165L256 166H258V167H260V166H262L263 167V165H259V164H262ZM1 163V162H0ZM79 163H81V161H79ZM91 163V162H90ZM94 163V162H93ZM227 163V162H226ZM251 163H252V161H251ZM254 163V162H253ZM41 164V163H40ZM49 164V163H48ZM100 164V163H99ZM112 164V163H111ZM124 164V163H123ZM122 163H120V164H118V166L120 165H123ZM126 164V163H125ZM129 163H128V166L130 165ZM137 164V163H136ZM135 164V165H136ZM143 164V163H142ZM220 164H221V162H220ZM222 164H225L224 162L222 163ZM243 164V163H242ZM251 165V167L253 166V164H248V163H246L245 162V168H247V167H249V166H247V165ZM20 165V164H19ZM81 165H84V164H82L81 163ZM132 165H134V164H132ZM140 165H141V163H140ZM139 165V166H140ZM198 165V166H199ZM212 165V164H211ZM211 165H209V168H210V166ZM215 165H217V164H215ZM219 165V164H218ZM244 165V164H243ZM102 166H103V163H102ZM108 166V165H107ZM117 166V167H118ZM126 166V165H125ZM131 166V165H130ZM187 166H189V167H192L193 166V168L194 167H196V168H194L195 170H193V168L192 169H190L189 167H188V171H186L187 169ZM202 166V167H201ZM213 166V165H212ZM220 166V165H219ZM231 166V165H230ZM242 166V165H241ZM22 167V166H21ZM30 167V166H29ZM28 167V168H29ZM49 167V166H48ZM51 167V166H50ZM49 167V168H50ZM95 167V166H94ZM111 167H113V169H114V167L116 168V164H115V166L113 165H111ZM121 167H123V166H121ZM132 167V166H131ZM135 166H133V168H134ZM220 167H222V166H220ZM219 167V168H220ZM237 167V166H236ZM244 167H241L242 169L244 168ZM250 167V168H251ZM258 167L256 168L255 166H254V168L257 170L258 169ZM261 167V168H262ZM52 168V167H51ZM89 168V167H88ZM99 168H101L100 166H99ZM120 168V167H119ZM205 168V169H204ZM215 168V167H214ZM223 168V167H222ZM222 168H220V170L222 169ZM226 168V167H225ZM244 168V169H245ZM249 168V169H250ZM1 169V168H0ZM81 169H82V166H81ZM106 169H109V167L108 168H106ZM106 169H104V171L106 170ZM123 169V168H122ZM186 169V170H185ZM192 170V172L190 171V170ZM196 169H197V171L198 172H200V171H202V175L200 176V174H201V172L200 173H198L197 171H196ZM216 169V168H215ZM215 169H213L214 170V172H215ZM231 169H234V168H232V166H231ZM238 169H240L239 168V166H238ZM237 169V170H238ZM248 169V168H247ZM247 169H245L244 171H246V173H247ZM264 169V168H263ZM118 169H116V171H117ZM120 170V169H119ZM118 170V171H119ZM225 170H227V171H229V169L227 168V169H225ZM256 170H254V172H256ZM101 171V170H100ZM111 171H113L112 169H111ZM110 171V169H109V172H111ZM117 171V172H118ZM129 172H130V170H128ZM193 171L194 172H196V173H194L193 174ZM203 171H205V172H203ZM210 171H212V169H210ZM230 171H232V170H230ZM236 171V170H235ZM239 171H241V170H238V172L237 173H239ZM243 171V170H242ZM249 171H252V168H251V170H249ZM261 171V170H260ZM114 172H115V170H114ZM113 172V173H114ZM190 172H191V176H190ZM218 174H219V176H220V174H222L223 175V173H220V171H219V169H218ZM222 172H224L223 171V169H222ZM253 172V171H252ZM253 172V173H254ZM264 172V171H263ZM263 172H262V174H263ZM6 173V172H5ZM45 173V172H44ZM94 173V172H93ZM112 173V174H113ZM131 173V172H130ZM129 173V174H130ZM188 173V174H187ZM197 173H198V175H197ZM204 173H206V174H204ZM217 173V172H216ZM230 173H232V172H230ZM233 173H234V171H233ZM230 174V175H235V173L234 174ZM236 173V175H237V177H243V176H241V174H242V172H240V175L239 174H237ZM250 173V172H249ZM47 174V173H46ZM109 174V173H108ZM115 174V173H114ZM187 174V175H186ZM210 174V173H209ZM211 174H212V172H211ZM211 174H210V176H211ZM213 174H215V173H213ZM212 174V175H213ZM227 174V173H226ZM229 174V173H228ZM256 175H257V173H255ZM92 175V177H93V174H91ZM111 175V174H110ZM117 175V174H116ZM116 175H112V177H114L115 176V178H118L119 177V175L118 176H116ZM123 175V176H124ZM192 175H193V178H191L192 177ZM194 175H195V177H194ZM229 175V176H230ZM236 175L234 176L235 178H236ZM243 175V174H242ZM250 175H251V173H250ZM5 176V175H4ZM190 176V177H189ZM199 176H200V178H201V180H200V178H199ZM215 176V175H214ZM233 176L232 177H229V179H231V180H233V179H235V178H233ZM246 176V175H245ZM253 176V175H252ZM264 176V175H263ZM73 177V176H72ZM99 177V176H98ZM212 177V176H211ZM210 177V178H211ZM225 177V176H224ZM247 177V176H246ZM245 177V178H246ZM4 178V177H3ZM123 178V177H122ZM188 178H189V180H188ZM194 178H196L197 180H199V182L197 181V180H194ZM227 178V177H226ZM233 178V179H232ZM244 178V177H243ZM260 178V177H259ZM262 179H263V177H261ZM2 179V178H1ZM46 178H44V180H45ZM110 179H111V177H110ZM193 180V182H192V180ZM212 179V178H211ZM241 179V178H240ZM247 180H248V178H246ZM262 179H259V180H262ZM43 180V181H44ZM129 181L130 182V184L131 185H128V186H126V182L127 181ZM226 180V179H225ZM255 180V179H254ZM253 180V181H254ZM3 181V180H2ZM75 181V180H74ZM80 181V180H79ZM102 181V180H101ZM119 181V182H120ZM189 181H191V183H187V182H189ZM194 181H196V183L194 182ZM209 181H211V180H209ZM235 181H236V179H235ZM46 182V181H45ZM71 182V181H70ZM76 182V181H75ZM78 182V181H77ZM98 182V181H97ZM198 182V183H197ZM247 182V181H246ZM66 183V182H65ZM89 183V182H88ZM185 183H187V185H185ZM227 183V182H226ZM231 182H229L228 184H230ZM27 184V183H26ZM76 184V183H75ZM74 184V186H76ZM81 184L82 185H84V186H86L87 187V185H86V183H82L81 182ZM198 184V185H197ZM205 184V183H204ZM227 184V185H228ZM250 184V183H249ZM69 185V184H68ZM105 185V184H104ZM197 185V186H196ZM207 185V184H206ZM73 186V185H72ZM71 186V187H72ZM101 186V185H100ZM107 186V185H106ZM111 186V185H110ZM199 186H201V185H199ZM217 186V185H216ZM237 186V185H236ZM235 186V187H236ZM248 186V185H247ZM138 187H141L140 189H139V191H136L135 190V188H138ZM202 187V186H201ZM253 187V186H252ZM56 189H57V187H55ZM73 188H75V187H73ZM217 188V187H216ZM216 188H214V189H216ZM223 188V187H222ZM238 188V187H237ZM262 188V187H261ZM77 189H78V184H77ZM77 189H75L76 191H77ZM192 189V188H191ZM193 189H192V192H193ZM198 189V188H197ZM197 189H196V192H197ZM214 189H213V192H214ZM225 189V188H224ZM227 189H230L229 188V186H227ZM234 189V188H233ZM244 189H245V187H244ZM74 190V189H73ZM78 190H80V189H78ZM135 190V191H134ZM138 190V189H137ZM188 190V191H187ZM211 190H212V188H211ZM84 191V190H83ZM134 191V192H133ZM259 191V190H258ZM261 191V190H260ZM259 191V192H260ZM50 192H51V190H50ZM82 192V191H81ZM81 192H79L81 195H82V193ZM189 192H191V190L189 191ZM195 192V191H194ZM212 192V191H211ZM216 192H217V190H216ZM229 192H230V190H229ZM246 192V191H245ZM262 192V191H261ZM15 193V192H14ZM72 193H73V191H72ZM228 193V192H227ZM257 193V192H256ZM256 193H255V195H256ZM263 193V192H262ZM9 194V193H8ZM46 194V193H45ZM61 194H63V193H61ZM74 194V193H73ZM86 194H87V196L88 197H91V196H93L94 195V193L89 189V188H87V190H86ZM192 194V193H191ZM196 194V193H195ZM217 194H219V193H217ZM248 194V193H247ZM76 195V194H75ZM188 195H190V194H188ZM199 195V194H198ZM211 195H213V194H211ZM215 195V194H214ZM226 195V194H225ZM243 195V194H242ZM252 195H253V193H252ZM259 195H260V193H259ZM85 196V195H84ZM102 196V195H101ZM154 196V197H153ZM245 196V195H244ZM243 196V197H244ZM247 196V195H246ZM250 196V195H249ZM249 196H248V199H249ZM264 196V195H263ZM262 196V197H263ZM43 197V196H42ZM77 197V196H76ZM75 197V198H76ZM109 197V198H110ZM134 197H136V196H134ZM143 197V196H142ZM195 197V196H194ZM253 197V196H252ZM257 197V196H256ZM260 197V196H259ZM262 197H260L261 199H262ZM87 198V197H86ZM138 198V197H137ZM134 199V201L136 200V201H140V200H138V199ZM144 199H145V197H143ZM190 198V197H189ZM191 198H193L192 196H191ZM206 198H207V196H206ZM245 198H247V197H245ZM142 199V198H141ZM150 199V198H149ZM147 200V202L148 203H150V200ZM152 199H151V201H152ZM224 199V198H223ZM244 199V198H243ZM86 200V199H85ZM154 200V201H155ZM177 200H179V199H177ZM205 200V199H204ZM204 200H203V202H204ZM220 200V199H219ZM251 200H252V198H251ZM255 200V199H254ZM258 200V199H257ZM39 201H40V198H39ZM126 201V202H127ZM129 201H130V203H129ZM143 202H144V200H142ZM191 201V200H190ZM210 201V200H209ZM244 202L245 201H247V199L246 200H243ZM249 201V200H248ZM247 201V202H248ZM42 202V201H41ZM126 202L124 203L125 204V207H127L126 206ZM142 202V203H143ZM183 202H184V200H183ZM188 201H186V203H187ZM232 202V201H231ZM37 203V202H36ZM106 203V202H105ZM108 203V202H107ZM135 203V202H134ZM133 203V204H134ZM137 203V202H136ZM140 203H141V201H140ZM141 203V204H142ZM146 203V202H145ZM155 203V202H154ZM154 203H152V204H154ZM190 203V202H189ZM222 203V202H221ZM225 203V202H224ZM252 203V202H251ZM259 203V202H258ZM53 204V203H52ZM118 204V205H117ZM121 204V203H120ZM123 204V203H122ZM121 204V207L122 206H124V204L122 205ZM138 204H139V202H138ZM144 204V203H143ZM158 204H157V206H158ZM229 204V203H228ZM249 204H250V201H249ZM254 204H255V202H254ZM3 205V204H2ZM21 205V204H20ZM79 205V204H78ZM112 205V204H111ZM136 205V204H135ZM151 205V204H150ZM207 205V204H206ZM232 205V204H231ZM247 205V204H246ZM252 205V204H251ZM255 205H257V204H255ZM254 205V206H255ZM7 206V205H6ZM5 206V207H6ZM12 206V205H11ZM17 206V205H16ZM24 206V205H23ZM22 205L20 206V207H18V208H20V209H23V208H21V207H23ZM75 206V208H76V205H74ZM83 206V205H82ZM86 206V205H85ZM103 206V205H102ZM109 206V208H110V205H106L105 204V209H106V207H108ZM116 206H115V208H116ZM154 206V205H153ZM156 206V205H155ZM185 206V205H184ZM208 206V205H207ZM13 207V206H12ZM25 207V206H24ZM120 207V206H119ZM220 207H222V206H220ZM233 207V206H232ZM4 208V207H3ZM79 208H80V206H79ZM142 208H143V206H142ZM144 208H146L147 209V207H144ZM155 209H156V207H154ZM214 208V207H213ZM10 209V208H9ZM78 209V208H77ZM120 208H118V210H119ZM126 209V208H125ZM152 209V208H151ZM150 209V210H151ZM151 210V212H150V215H151V218H152V212H154V211H156V210ZM209 209V208H208ZM221 209V208H220ZM223 209H224V207H223ZM230 209V208H229ZM8 210V209H7ZM39 210V209H38ZM45 210V209H44ZM143 210H145V209H143ZM148 210H149V207H148ZM226 210V209H225ZM16 211V210H15ZM40 211V210H39ZM58 211V210H57ZM56 211V212H57ZM62 211V210H61ZM203 211V210H202ZM224 210H222V212H223ZM227 211V210H226ZM3 211H1V213H2ZM5 212V211H4ZM44 212V211H43ZM79 212H81V214H82V211H79ZM105 212H107V210L105 211ZM116 212V211H115ZM119 212V211H118ZM157 212V211H156ZM156 212H154V215H155V213ZM198 212H199V210H198ZM196 213V214H199V213ZM201 212V211H200ZM229 212H232V211H230L229 210ZM228 212V213H229ZM46 213H47V211H46ZM58 213H60V212H58ZM74 213H76V212H74ZM92 213V212H91ZM111 213V212H110ZM114 213V212H113ZM135 213H136V211H135ZM142 213V217H143V213L144 212H142V211H140L139 210V214H141ZM149 213V212H148ZM147 213V210H146V213H145V216L143 217V219L145 218V217H147V216H149V214ZM152 213V214H151ZM210 213H211V211H210ZM158 214V213H157ZM159 214H161V213H159ZM169 214H171V216L169 215ZM205 214V213H204ZM215 214V213H214ZM230 214V213H229ZM5 215V214H4ZM53 215V214H52ZM75 215H78V214H75ZM84 215V214H83ZM137 215V214H136ZM136 215H134L135 217H136ZM224 215H226V214H224ZM2 216V215H1ZM0 216V217H1ZM57 215H55V217H56ZM58 216H60V215H58ZM57 216V217H58ZM80 216V215H79ZM78 216V217H79ZM130 216H131V214H130ZM133 216V217H134ZM138 216V215H137ZM158 216V215H157ZM156 216V217H157ZM161 216H163V215H161ZM208 216H210V215H208ZM230 216V215H229ZM46 217V216H45ZM96 217V216H95ZM103 217H104V215H103ZM116 217V216H115ZM140 217H141V215H140ZM139 217V218H140ZM142 217L140 218V220L142 219ZM228 217V216H227ZM226 217V218H227ZM4 218V217H3ZM8 218V217H7ZM10 218V217H9ZM51 218V217H50ZM54 218V217H53ZM58 218H60V217H58ZM74 218H76V217H74ZM88 217H86V219H87ZM99 218V217H98ZM148 218V217H147ZM150 218V216H149V219H151ZM163 218H165V216L163 217ZM204 218V217H203ZM208 218V217H207ZM210 218V217H209ZM57 219V218H56ZM148 219V220H149ZM157 219H158V217H157ZM157 219H155V216L153 217V224H155V220H157ZM162 218H160L159 219V221L161 220ZM179 219V218H178ZM198 219V218H197ZM34 220V219H33ZM65 220V219H64ZM94 220V219H93ZM101 220V219H100ZM136 220V219H135ZM146 220V219H145ZM172 220H174V219H172ZM58 221H60V220H58ZM62 221V220H61ZM109 221V220H108ZM133 221V220H132ZM138 221V220H137ZM144 220H142V222H143ZM158 221V220H157ZM157 221H156V224H157ZM163 222H164V219L162 220ZM178 221V220H177ZM1 222V221H0ZM27 222V221H26ZM50 222H52V221H50ZM83 222H84V220H83ZM150 221H148L147 223H149ZM162 222V223H163ZM166 222V221H165ZM169 222V221H168ZM218 222V221H217ZM8 223H9V221H8ZM64 223V222H63ZM76 222H74L73 224H75ZM94 223V222H93ZM97 223V222H96ZM133 223V222H132ZM131 223V224H132ZM138 223V222H137ZM151 224H152V221L150 222ZM159 223V222H158ZM212 223V222H211ZM213 223H214V221H213ZM1 224V223H0ZM13 224V223H12ZM102 224V223H101ZM101 224H99V225H101ZM150 224V225H151ZM164 224V223H163ZM9 225V224H8ZM27 225V224H26ZM58 225H60V224H58ZM85 225V224H84ZM98 225V226H99ZM145 225H146V222H145ZM160 225V224H159ZM207 225V224H206ZM206 225H203V227L205 226L206 227ZM216 224H214V226H215ZM264 225V224H263ZM31 226V225H30ZM147 226H148V224H147ZM153 226V225H152ZM158 226V225H157ZM161 226V225H160ZM165 226V225H164ZM170 227H171V225H169ZM221 226V225H220ZM219 226V227H220ZM44 227V226H43ZM81 227V226H80ZM93 228L95 227V226H92ZM91 227V228H92ZM101 227V226H100ZM155 227H156V225H155ZM155 227H153V228H155ZM181 227V226H180ZM225 227H226V225H225ZM237 227V226H236ZM18 228V227H17ZM31 228V227H30ZM108 228V227H107ZM213 228V227H212ZM243 228V227H242ZM259 228V227H258ZM257 228V229H258ZM78 229V228H77ZM95 229V228H94ZM149 229H151L150 228V226H149ZM215 229H216V227H215ZM219 229V228H218ZM233 230H234V228H232ZM239 229V228H238ZM244 229V228H243ZM243 229H242V231H243ZM47 230V229H46ZM50 230V229H49ZM70 230V229H69ZM103 230V229H102ZM153 230V229H152ZM231 230V229H230ZM240 230H241V227H240ZM24 231V230H23ZM34 231V230H33ZM53 231H55V230H53ZM85 231H89V228H88V230H87V228L85 229ZM142 231V230H141ZM144 231V230H143ZM147 231V230H146ZM145 231V232H146ZM162 231V230H161ZM169 231V230H168ZM226 231H229V230H227L226 229ZM237 231H239V230H237ZM262 231V230H261ZM263 231H264V229H263ZM84 232V231H83ZM100 232H101V230H100ZM118 232H119V230H118ZM166 232V231H165ZM219 232V231H218ZM224 232V231H223ZM245 232H247V234H248V230H245ZM244 231H243V233H245ZM1 233V232H0ZM23 233H25V231L23 232ZM43 233V232H42ZM57 233V232H56ZM170 233V232H169ZM217 233V232H216ZM222 233V232H221ZM225 233V232H224ZM262 233V232H261ZM26 234H27V232H26ZM58 234H60V233H58ZM63 234V233H62ZM209 234H210V232H209ZM209 234L207 233V237H209ZM213 234H214V232H213ZM218 234H220V232L218 233ZM227 234H228V232H227ZM227 234H224V235H226L225 236V240H226V237H227ZM233 234V233H232ZM6 235V234H5ZM91 235V234H90ZM181 235V234H180ZM223 235V234H222ZM7 236H9V235H7ZM6 236V238H8ZM65 236V235H64ZM109 236H111V235H109ZM177 236V235H176ZM215 236H216V234H215ZM219 236H221V234L219 235ZM228 236L230 237L231 236V233L229 232V234H228ZM239 236V235H238ZM243 236L245 237V235L243 234ZM247 236V235H246ZM33 237V236H32ZM41 237V236H40ZM58 237H60V236H58ZM87 237V236H86ZM168 237H169V235H168ZM193 237V236H192ZM210 237H211V234H210ZM209 237V238H210ZM213 237H214V235H213ZM237 237V236H236ZM11 238V237H10ZM68 238H69V235H68ZM91 238V237H90ZM134 238V237H133ZM167 238V237H166ZM176 238V237H175ZM179 238V237H178ZM177 238V240L179 241V239ZM196 238V237H195ZM202 238V237H201ZM221 238V237H220ZM223 238V237H222ZM234 238V237H233ZM232 237L230 238V239H233ZM1 239H2V237H1ZM35 239V238H34ZM38 239V238H37ZM50 239V238H49ZM78 239V238H77ZM130 239V238H129ZM216 239H218L219 240V237L218 238H213V240H216ZM227 239H229V238H227ZM241 239V238H240ZM258 239H260V238H258ZM4 240V239H3ZM3 240H1V241H3ZM9 240V239H8ZM58 240H60V239H58ZM148 240V239H147ZM160 240V239H159ZM223 240V239H222ZM238 240H239V237H238ZM244 240H245V238H244ZM262 240V239H261ZM6 241H7V239H6ZM34 241V240H33ZM63 241V240H62ZM81 241V240H80ZM79 241V242H80ZM146 241V240H145ZM158 241V240H157ZM177 241V242H178ZM193 241H194V239H193ZM198 241V240H197ZM210 241H211V239H210ZM224 241V240H223ZM229 241V240H228ZM234 241V240H233ZM5 242V241H4ZM12 242V241H11ZM11 242L9 243L10 245H11ZM31 242V241H30ZM61 242V241H60ZM60 242H58V243H60ZM181 242V241H180ZM208 242V241H207ZM207 242L205 243L204 242V245L206 244L207 245ZM230 242V241H229ZM229 242H226V243H228L229 244ZM232 242V241H231ZM231 242H230V244H231ZM261 242V241H260ZM27 243V242H26ZM83 243H85L84 241L82 242V244ZM166 243V242H165ZM168 243V242H167ZM192 243V242H191ZM211 242H209V244H210ZM220 243H221V241H220ZM225 243V244H226ZM21 244V243H20ZM55 244V243H54ZM67 244V243H66ZM70 244V243H69ZM81 244V243H80ZM201 244V242L199 243V245ZM212 244H213V242H212ZM211 244V246H213ZM217 244H218V242H217ZM216 244V245H217ZM224 244V245H225ZM34 245V244H33ZM61 245V244H60ZM74 244H72V246H73ZM88 245V244H87ZM91 245V244H90ZM90 245H88V249H89V246ZM148 245V244H147ZM202 245V244H201ZM232 245H233V243H232ZM231 245V246H232ZM244 245V244H243ZM260 245H261V243H260ZM30 246V245H29ZM50 246V245H49ZM53 246V245H52ZM68 246V245H67ZM69 246H71V244L69 245ZM71 246V247H72ZM79 246V245H78ZM78 246H74V248L75 249H79V247ZM82 246V245H81ZM80 246V247H81ZM84 246H85V244H84ZM94 246V245H93ZM133 246V245H132ZM151 246V245H150ZM149 246V247H150ZM181 246V245H180ZM196 246V245H195ZM195 246H193V247H195ZM208 246H210V245H208ZM226 247H227V245H225ZM231 246H230V248H229V250H231ZM24 247H26V246H24ZM48 247V246H47ZM54 247H55V245H54ZM56 247H57V243H56ZM56 247H55V249H56ZM78 247V248H77ZM97 247V246H96ZM222 247V246H221ZM220 247V248H221ZM226 247H224L225 248V251H226ZM238 247V246H237ZM236 247V248H237ZM18 248V247H17ZM16 248V249H17ZM21 248V247H20ZM67 248V247H66ZM81 248H83V247H81ZM79 249V250H82V249ZM92 247H90V249H91ZM93 248H95V247H93ZM98 248V247H97ZM151 248V247H150ZM205 248V247H204ZM203 248V249H204ZM254 248V247H253ZM3 249V248H2ZM53 248H51V250H52ZM64 249H65V247H64ZM72 249V248H71ZM163 249H164V247H163ZM177 249H179V248H177ZM208 249V248H207ZM261 249V248H260ZM24 250V249H23ZM50 250V249H49ZM50 250V251H51ZM58 250V249H57ZM56 250V251H57ZM62 250V249H61ZM61 250H58V251H61ZM77 250H76V252H77ZM78 250V252L80 253V251ZM84 250V249H83ZM98 251L100 250V249H97ZM103 250V252H104V249H102ZM165 250V249H164ZM222 250V249H221ZM224 250V249H223ZM238 250H239V248H238ZM254 250V249H253ZM21 251V250H20ZM58 251L56 252V253H58ZM67 251V250H66ZM72 251H73V249H72ZM93 251V250H92ZM108 251V250H107ZM110 251V250H109ZM108 251V252H109ZM179 251V250H178ZM191 251V250H190ZM196 251V250H195ZM224 251V252H225ZM231 251H233V249L231 250ZM234 251H235V248H234ZM260 251H262V253L264 252L263 250H260ZM5 252V251H4ZM3 252V253H4ZM26 252V251H25ZM25 252H22V253H24V254H26ZM42 252V251H41ZM64 252V250L62 251V253H60L61 254V256H62V258H64V256H63V254L65 253H63ZM106 252V251H105ZM189 252V251H188ZM193 252V251H192ZM192 252H191V254H192ZM250 252H252V250L250 251ZM250 252H249V255H250ZM257 252V251H256ZM256 252H252L251 254L253 255L254 253V256H256L257 254H256ZM44 253V252H43ZM47 253V252H46ZM46 253H44V255L46 254ZM55 254V251L54 252H52V253H50V254ZM81 253H84V251H82ZM165 254H166V252H164ZM168 253V252H167ZM180 253V252H179ZM226 253H229L230 254V252L228 251H226ZM226 253H224V254H226ZM50 254H49V257H50ZM53 254V255H54ZM66 254V253H65ZM75 254V253H74ZM95 254V253H94ZM189 254V253H188ZM207 254V253H206ZM221 254V253H220ZM219 254V255H220ZM228 254V255H229ZM233 254V253H232ZM234 254H235V252H234ZM233 254V255H234ZM238 254V253H237ZM261 254V253H260ZM1 255V254H0ZM6 255V254H5ZM18 255H19V253H18ZM18 255H17V257H18ZM52 255V256H53ZM56 255V254H55ZM54 255V256H55ZM97 255L98 254H95V256L97 257ZM104 255V254H103ZM107 255H109L108 253H107ZM111 255V254H110ZM190 255V254H189ZM195 255V256H194ZM194 260L199 264V263H201V264H212V258L211 257H209V256H207V255H205V254H203V253H199V254H195L194 253ZM209 255V254H208ZM211 255V254H210ZM213 255V254H212ZM246 255H248V254H246ZM24 257H25V255H23ZM46 256H48V254L46 255ZM58 256V255H57ZM56 256V257H57ZM61 256H58V257H60L61 258ZM74 256V255H73ZM77 256V255H76ZM91 256H92V254H91ZM105 256H106V254H105ZM180 256V255H179ZM188 256V255H187ZM191 256V255H190ZM238 256V255H237ZM237 256H235V257H237ZM258 256V255H257ZM256 256V259L258 258ZM37 257V256H36ZM40 257V256H39ZM55 257V258H56ZM108 257H110V256H108ZM186 257V256H185ZM214 258H215V252H214V256H213ZM242 257H243V255H242ZM241 257V259H245V254H244V257L242 258ZM250 257H252V256H250ZM44 258H47V257H45L44 256ZM95 258V257H94ZM94 258H92V257H90V256H87V257H85V262H84V264H87L88 262L90 263V262H92L93 260H94ZM99 258H101V257H99ZM192 258V257H191ZM232 258V257H231ZM249 258V257H248ZM260 258V257H259ZM258 258V259H259ZM263 258V257H262ZM56 259H58V258H56ZM97 259V258H96ZM95 259V260H96ZM102 259H103V257H102ZM110 259V258H109ZM180 259V258H179ZM184 259V258H183ZM227 259H229V258H227ZM240 259V258H239ZM253 259V258H252ZM256 259H253V260H255L256 261ZM22 260H23V258H22ZM50 260V259H49ZM58 260H60V259H58ZM62 260V259H61ZM70 260V259H69ZM81 260V259H80ZM80 260H79V262H80ZM105 260V259H104ZM108 260V259H107ZM224 260V259H223ZM250 260V259H249ZM259 260H261V258L259 259ZM1 261H2V259H1ZM102 261V260H101ZM192 261H193V258H192ZM255 261H253V262H255ZM11 262V261H10ZM9 262V263H10ZM14 262V261H13ZM19 262V261H18ZM52 262V261H51ZM58 262V261H57ZM98 262H100V261H98ZM104 262V261H103ZM106 262V261H105ZM185 262H187V261H185ZM252 262V261H251ZM252 262V263H253ZM263 262V261H262ZM12 263V262H11ZM15 263V262H14ZM22 263V262H21ZM52 263H55L54 261L52 262ZM61 263V262H60ZM74 263V262H73ZM72 263V264H73ZM80 263H82V262H80ZM88 263V264H89ZM113 263V262H112ZM197 263H195V264H197ZM219 263V262H218ZM220 263H223V262H220ZM219 263V264H220ZM16 264V263H15ZM106 264V263H105ZM111 264V263H110ZM185 264V263H184ZM188 264H191V263H188ZM214 264V263H213ZM258 264H259V262H258Z\"/></svg>",
	"mask_w": 264,
	"mask_h": 264
}]
</instances>
